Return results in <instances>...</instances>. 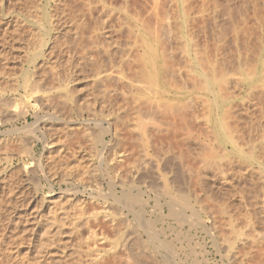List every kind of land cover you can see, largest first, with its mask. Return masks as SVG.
Returning <instances> with one entry per match:
<instances>
[{
	"label": "rangeland",
	"instance_id": "374dc122",
	"mask_svg": "<svg viewBox=\"0 0 264 264\" xmlns=\"http://www.w3.org/2000/svg\"><path fill=\"white\" fill-rule=\"evenodd\" d=\"M69 1L67 2V6L69 9V12L70 10L73 11V12L71 11L70 13L71 16L73 14H74L73 16H78L80 14H86V12H83V9L85 8L84 6H86L84 11L88 10L87 0L77 1V2L83 1L85 2L86 5L83 4L82 2H79L78 4L76 0H72L73 2L72 1L69 2ZM153 1L152 0H129L128 1L130 2L128 3V5L130 4L129 8L131 9V11H133V13L131 12L129 14L130 17H133L136 13H139V15L141 16L144 15L143 16L144 18L142 20L144 19L145 21L148 20L147 22H150L149 23L150 27L155 29L159 33L158 36L159 38L161 37L160 41L162 40L164 42V45L162 44V42L161 44H162V47H164L162 48V51H165V52H164L161 64L159 63L158 67L160 71V81L161 83L166 85V89L168 87L165 93L166 94L165 97L169 98L167 99L169 100V103L166 102V104L164 105L162 104L163 102H158L157 100H155V102L152 101L150 106L155 108L154 110L155 115H152V114L148 115L146 113H142L140 108H137V105L138 107L139 106L141 107L143 105V104H140L141 101L143 100L139 99L138 97L137 98L139 100L137 98H135L136 99L135 100L134 97L137 96L136 93L132 95V97L134 96L133 98H130L129 95H124L125 92L128 93L126 86L124 85L117 86V89L119 90L121 89L120 90L121 93L125 91L124 94L120 93L118 96V93L120 91L115 90V93H114L115 88H113V91H112V88L109 86L108 82H106L107 84L106 83H102V85L100 84L101 86L99 85V87L98 85H96L97 86L96 87L94 84L93 76L95 74V68H96L95 61L99 57V55H100V58L98 60L102 59V62L99 61L100 65L104 64L105 62L107 63L110 58H107L106 56H109L111 54H113L114 56V57L112 56L113 58L116 57L115 60L118 62L119 57L121 55V54L119 55L120 51L125 50V48L127 49L131 47L130 44H133V40H131L132 42H130L127 34L131 35L132 38H134V40L136 39L135 35L127 33L128 27L125 26V25L129 26L130 24H133L132 21L127 18L125 20L124 18L125 16H123L124 14L122 13L123 11L120 10V7L122 6L123 3L125 4L126 0H107L106 3L109 2L108 3L109 5L111 3L112 4L111 6H114L116 4L117 7L118 5L120 7L117 8L115 7L116 6L115 5L112 9H110L111 12L104 19L100 18L99 11L96 14L93 13L92 16H94L95 18L89 15H86V17L88 16L87 17L88 21L86 20V18L84 19L85 21L84 27L86 30V32L85 31L84 32L88 35L86 36L84 32L83 34L87 37V41L92 36L95 38V39L92 38L90 40L91 42L88 41L90 42V44L87 41L85 42L91 45L94 43L99 44L101 40L100 43L101 44L103 43L104 45L102 46L99 44L101 47L98 44L96 45L98 48L100 47L101 52L98 48H96V46L92 45L94 47L91 48L88 46V44L86 45V47L88 46L90 50L88 51L89 49L88 47H87L88 49L83 50L82 47L83 46L85 47L86 43H84V41H81L84 44L83 46L82 45L80 46V43H81L80 40H86L84 35L79 34L78 36H76L77 34H75L76 32V29L74 27L75 25L74 26L72 25L73 26L72 27L71 23L65 24L63 22H62V26L59 28V29L61 28L62 29L57 30L59 33L57 34V31H52L50 35L51 36L53 34L54 35L52 37L48 36L46 46H42L43 48L41 49L42 41L45 37V31L43 29L44 10L47 8V11L49 12L50 9H52L53 7L51 8L47 5V0H0V91H1L0 92V98H1L0 104L5 102L2 105H0V110H4L2 111V113L8 114V115L4 114V117H3V115L0 112V115H1L0 116V123H1L0 132H2V130H3L2 133L6 132L5 134L0 133V142H2L0 143V171H1L0 172V182L1 180H3L0 186L3 191L1 192V188H0V258H1L0 264H38L35 259L37 258V252L40 251V249L35 248V246H33L34 242L29 240L30 238L29 235L31 236L32 231L30 232V228L28 227L25 221L27 219L30 220L31 218H34V216L38 212L39 214L43 215L45 219L46 218L48 219L50 218L52 214L50 212L51 209L49 208L56 206L59 209L61 208L62 210V207H63L62 204H66V205H64V208H63L65 210L60 212V216H63L62 214L66 210H67L66 214L70 216L68 215L66 216L65 214L64 219H63L64 216L63 217L58 216L59 221L61 222L63 220L64 221V223L62 221L63 225L64 224L68 226L70 225L71 227L70 226L69 227L72 228L74 231H72V229L64 225V227H66V229H64L65 235L63 237L57 236L59 238L58 239L56 238L55 240L56 243L55 245L52 246L53 248L52 247L48 248V251L50 250L51 252H53L54 256L44 257V259L50 258V260L52 261H47V262L42 261L41 264H88L91 262L93 263L94 261L92 260L93 259L96 260V257H97L96 261H100V258L102 260L105 259L102 261V262L106 261L104 264H108V263L110 264V262H113L111 264H115V262L120 264V262L123 261L122 259H124L125 262L128 261L127 262L128 264L130 263L132 264L133 262L132 261L130 262L132 258L134 262H137V264L139 263L140 264H155V263L157 264V262L158 264H168V263L170 264L169 262L170 260H171V264L173 263L174 264H264V251H263V248H264V0H191V2H187V0H185L184 2L179 1V0H159V3L161 2L159 4L160 6L159 8H161L159 9V13L162 12L160 16H162L164 13L166 14V16L165 14L163 15L162 17L163 19H161L160 17V20H161L160 22L163 21L162 23L156 22L155 19L153 20L150 19V18L155 17V15H152L153 4H151V2L153 3ZM75 3L78 5H75ZM149 4H151V7L149 6ZM109 5H107V7ZM76 8L78 11L76 10ZM80 8H83L81 9L82 12L80 11ZM50 12L51 14H53L54 10L52 9V11ZM118 12H120L119 16L115 14V13L118 14ZM75 13H77V15ZM96 15L97 16L99 15V16L97 17ZM120 15H122L123 19L120 17ZM11 17L12 18L14 17V18L12 19ZM89 17H92L94 19L92 18L88 19ZM108 17L111 19L110 20L106 19ZM137 17H140V16H137ZM16 19L18 22L16 21ZM66 21H68V19ZM97 21H100L99 23L101 22L102 23L99 24ZM10 22L11 24L8 26V24L6 23H10ZM167 22L169 23V25ZM19 23L22 25V27L20 26V28L17 27L19 26ZM97 23L99 24V26ZM14 24L15 25L17 24L16 27ZM102 24L104 26H102ZM160 24L161 25L163 24L162 27L160 26ZM12 25L15 28H13ZM123 25L126 29L123 28ZM94 26L96 27L94 28ZM100 26H101V29H100ZM102 28L103 29L105 28L104 31L102 30ZM14 29H16L18 33L14 32ZM93 29H95V31ZM19 30L21 33H19ZM97 30L99 31V34L101 35L98 34ZM102 31L106 33L104 34L102 33ZM88 32L90 33V37H88L89 36ZM92 32H96V33H92ZM94 34L98 36L95 37ZM75 36H76V39H78V41L76 40L74 43L73 41L75 40L74 38ZM81 36L84 37L85 39L84 38L80 39L82 38ZM100 36L102 37L105 36L104 37L105 40L101 39L102 37ZM97 37L99 39H96ZM109 37L111 38V42L109 41L110 40ZM106 38L109 40L106 41ZM132 38L130 37V39ZM96 40H99V41L95 42ZM117 41L119 42L117 43ZM76 42L79 44L78 46L81 47L79 49H81L82 52L81 50H78V49L75 50L76 47L78 48V46H76L77 45ZM126 42H130V44L129 43L126 44ZM108 46L111 47L110 52H109L111 54L107 52V50H109ZM93 48L95 50L98 49L99 51L98 50L95 51ZM102 48L105 51L104 50L102 51ZM91 49H93L92 50L93 52L91 51ZM136 49H138V47H136ZM70 50L71 52L73 51L72 52L73 54L70 52ZM135 50H133V52L131 51V53H133L132 56L134 55L133 58H136L138 60L139 58H141L140 53L143 54V50H141V48L138 49L139 52ZM77 51L78 53H76ZM85 52L87 54H85ZM38 53L40 54V56ZM45 53L46 55H44ZM80 53L82 54L81 57L79 56L81 55ZM83 53H84V56H83ZM72 55L74 57H72ZM93 55H95L94 59L90 57V56L94 57ZM72 59H75L76 61L80 63ZM163 60L164 62H166L165 65H163ZM79 64H81L82 67ZM107 65H108L107 68L109 69V62L107 63ZM107 65H103V66L106 67ZM162 65L164 67L166 65L168 66H166L167 68H164ZM135 66H138L139 68L140 64L138 65V61H137V64H135ZM161 67H163L165 70L168 69L169 72L167 70H166L167 72H164V69ZM169 68H171V72ZM161 72L164 74H162ZM214 76L218 78V81L217 79L214 78L215 81L220 84L223 83V81H221L222 79L224 80V82L226 79L225 91H224V94L222 95V98H224L226 103L224 104L222 103V106L216 105L213 96L207 95L206 93L207 80L212 79ZM28 77H30L32 81L33 80L37 81V83L38 81L41 82V80L43 79L42 80L43 83L41 82V85L39 83L40 86H38V84L34 82L36 83V85L32 86L33 90L31 91L32 94H34V96L30 92L31 87L28 88L23 85L25 80ZM162 77L164 78L163 80H162ZM36 78L37 80H35ZM41 86H44V88H46V93H44L45 89L42 87L44 89V90L42 89L43 91L41 90L43 95L40 92L41 88L40 89L38 88ZM122 86H124L125 88L123 89V91H122ZM101 87L103 89L106 87V89H104L105 91ZM109 87L111 88L110 89L111 93H114V94L109 93L110 91L108 89ZM96 88H99L100 91L97 90ZM64 90L66 92H64ZM68 90L70 92H68ZM106 90H108L107 91L108 93L105 95ZM36 92H38L37 95H35ZM67 92L69 94H67ZM29 94H30V97H29ZM109 94H110V97H109ZM115 94L118 97L115 96ZM38 95L40 98L37 97L38 99H36L35 96H38ZM42 96H43V99L47 97L45 99L46 101L47 100L52 101L53 99L54 101H52L51 103H48L50 101H47L46 103L45 100L41 99ZM106 96L107 98H105ZM125 96L126 98L123 99V97ZM22 97H24L25 99L24 100L25 103L23 104L25 108L23 107V105H20V106L24 110L22 108H19L20 107L19 105H18L19 107L17 106V104H20ZM31 97L32 99H30ZM127 97L129 98L127 99ZM95 98L97 101L95 100ZM133 99L137 102V105H133L136 102L129 104L130 100H133ZM2 100L3 102H1ZM59 100H61V102L63 103L59 102ZM66 100H68V104H66L67 103ZM173 100H175L177 103L174 101L175 104H173L174 103ZM43 101L45 102L44 104H43ZM107 101L109 102V104ZM111 101L112 103H115V104L110 103ZM126 101H129V102L126 103ZM104 102H106L107 104H104ZM180 102H182L183 104L181 103L179 105L178 103ZM64 103L66 106L65 105L60 106L61 104L63 105ZM153 103H155L156 105ZM157 103H161V104H157ZM5 104L6 105L9 104L11 106L13 105L14 110L18 108L17 111L23 110V112H26V113L24 114L22 111H20L18 112V115L15 116L13 113L14 110H12V107L11 106L9 107L8 105L4 107ZM170 104H173L174 106H171ZM25 105L26 106L28 105V106L26 107ZM157 105H159L160 108ZM167 105L168 106L170 105V108H171L170 110L166 108ZM181 105H182V111H179ZM183 105H186V107L185 106L183 107ZM161 106H163V108ZM175 106H178L179 110L177 107V111H176ZM64 107H67V108L65 109ZM128 107H130L131 109ZM172 107L174 108L172 109ZM187 107H189V110ZM119 108L120 109L122 108L123 110L122 109L120 110ZM183 108H185V111L186 110L188 111L185 112ZM25 109L27 111H25ZM111 109H112V113H111ZM127 109H130V111H132V112L129 111V113L132 115H128ZM135 109L137 110L135 111ZM167 110H169V113L171 111L172 112L171 114L173 116L178 115L179 120L176 118L177 116L175 117L177 121L174 120L175 118L173 116H170L171 114H169ZM45 111L47 112V114ZM21 112L23 115L21 114ZM34 112H37L36 114L37 119H34V116H35L33 115ZM92 112H95V113H92ZM113 112L115 114H113ZM135 112L137 113L140 112L137 115L139 116L138 119L135 116L137 113L134 114ZM163 112L168 113V115L164 114ZM178 112H181L180 115ZM183 112L188 113V117L190 116L189 119H187L189 121H186L187 123L185 122L184 119L180 118L182 117L181 114H183ZM54 114H56L57 116ZM125 114L128 115V117H125L126 116ZM43 115L47 118V120ZM52 115L56 116L54 117L55 119L59 117L58 120L52 119L51 121L50 118ZM166 115L169 116L170 118H168ZM152 116L155 118H152ZM159 116H162V117H159ZM6 117L7 118L11 117V118L7 119ZM218 117H221V119L222 117H225L223 118L225 119V121L222 120V122L223 124L224 122L226 123L225 125L227 126H225V128L229 126L230 129L226 128L225 130L227 132L226 133L227 135L231 134V136L233 137L232 139L233 142H231L230 140H226V141L223 140L224 132L220 130L221 127L218 126L215 122V119H217ZM122 118L123 119L125 118V119L123 120ZM12 119L15 121H12ZM88 119L91 120V123L92 121H94V123L91 124L89 122L90 120ZM135 119H137L138 124H134V123H137ZM71 120L72 122H75L72 125L70 124ZM27 121L29 122L36 121L38 124L36 123V126H34V129L32 131L21 130L23 131L22 133L20 132V130H17V127L22 128L24 125H26L25 123H27ZM77 121L79 123H77ZM95 121L97 122L99 121V122L97 123ZM46 122L49 124H47ZM87 122H89L90 125L87 124ZM132 122L133 124H129ZM43 123L46 125H42ZM99 123L103 124V128H105V130L107 129L106 132H108V134L105 132L107 135L103 133L104 129H102V125H100ZM76 124L81 125V127L83 128H80L79 125L76 126ZM65 125H67V127ZM109 125L111 127H109ZM140 125H143V126L145 125L144 128L146 129H144L143 126L141 127ZM60 127L62 129L66 127V129L62 130ZM74 127L76 128V130L74 131H76L77 133L76 132L74 133V131H72L73 129H75ZM78 127L81 130L80 132L78 131L79 130ZM99 127L101 128L102 134H104V136L100 133L101 130ZM107 127L110 128L109 130H111L110 131L111 134ZM113 127L115 128L113 129ZM140 127L141 129H143V131L146 130V135L143 134V132H141L142 130L140 129ZM13 128L14 129L16 128V129L14 130ZM137 128H139L140 130H138ZM8 129H10V132L8 131ZM46 129H49L50 132ZM39 130L47 134L46 136L48 137H46L45 135L42 136L43 133ZM82 130L83 132L86 131L90 133L89 134L87 133L85 135V133L83 134ZM113 130L114 131L117 130L115 131L117 133L114 134L115 132ZM218 132L222 135V137H219V138L217 137ZM34 134L36 136H34ZM117 134L119 135L118 137H117ZM80 135L81 136L85 135L84 137H82V140L81 138H78V136L81 137ZM96 135L102 136L103 137L102 140L104 139L103 141L105 142H103L99 137L98 139ZM18 136H19V139L21 138L20 140L18 139ZM10 137L12 138V142L10 141L11 139ZM16 137L18 140H16ZM7 138H10V139H7ZM36 138L39 140H37ZM94 138L96 140L98 139L97 142H95L96 140ZM26 139L27 140L29 139V141L31 139V141H34V143L31 142L32 144L31 143L27 144L28 141ZM14 140H16V142ZM21 140H25V142L24 141L22 142ZM49 140L51 142H49ZM99 140L102 141V144H100ZM3 141L5 142L3 143ZM109 141L111 144H109ZM6 142L8 144L9 143H12V144H10L7 147L8 144L6 146L4 145ZM52 142H53V145L51 146ZM42 143L44 144V146ZM95 143H98V144H95ZM107 143H108V146L106 145ZM31 145H32V149H31ZM49 145L51 149L49 148ZM62 145H63V148L62 147L61 148L64 150L68 149V151L66 150V152H63L64 150L60 148V146ZM4 147H7V148H4ZM29 148L31 149V151L29 150ZM42 148L45 149L44 152L42 151L43 150ZM50 151H52L54 154ZM49 152L52 153L51 156H53L54 158L49 156L50 154ZM99 152H100V155L98 156ZM13 153H14L15 158L12 157ZM84 153L87 155H85ZM120 154H122L121 155L122 157L119 156ZM8 155L10 156V158L12 157L11 160L9 157H6ZM96 155L98 156V158L95 157ZM77 157H78V160L80 157L81 158L85 157L86 161L84 160V158H83V161L79 160L78 162L81 163L80 165L76 163ZM89 157H92V159L91 158L90 160L87 159ZM99 157H102L103 159L102 158L99 159ZM123 157L126 159H124ZM101 159L104 161H102ZM107 159H109V161ZM120 159L122 161L125 160V162H123L124 164L121 163L122 161ZM36 160L39 162L37 163ZM100 161H102L103 163ZM112 161H117V162H115L114 164V162ZM82 162L83 163L85 162L86 166L90 164L89 166H87L89 169L83 167ZM118 162H120V165ZM34 164L35 165L37 164V166L35 167ZM67 165L70 167H68ZM133 165L138 167V169L134 167ZM19 166H22V167H19ZM38 166L40 170H38ZM24 168L25 170H23ZM27 168H30L29 169L30 171H28ZM36 169L38 171H36ZM129 169H131L132 171L134 170L133 172L131 171L132 174ZM121 172L124 174L126 173V174L124 175ZM31 173H33V175ZM86 173H88L89 175L91 173L93 174L89 176L88 174L86 175ZM129 173L131 176L129 175ZM46 174L48 176H46ZM81 174L83 175L81 176ZM107 174L109 177L107 176ZM121 174L124 176L122 177ZM1 175L4 177H2ZM27 175H28V178L26 177ZM110 176H112V178L114 177L116 178L114 181L115 190L113 189V186L111 187L112 182L110 183ZM30 178H32V180ZM112 178H111V181L114 180ZM144 178H146V180ZM163 178L167 182L164 181ZM171 178L172 180L174 178V181H172ZM20 179H21L22 184L20 182ZM28 179H30L31 181L29 180V182H26L28 181ZM22 180H24V182ZM45 180L48 181V183ZM78 180H81V181L79 182ZM107 181L109 183V187H108ZM122 181H124L123 184H121ZM171 182L173 183L174 186L172 185ZM71 183H73L74 185ZM166 183L174 194L177 195L179 193L181 196L185 197L186 199L189 198V202L191 201L190 205L191 206L193 205L194 207L192 211L190 210L187 211V216L189 215L191 216L193 212H198L197 213L198 216H196L197 218L196 222L200 219L201 221H198L199 223L197 222V224L202 223V220L204 219L203 221L204 222L206 221L204 223V226L208 229H206L205 227H201V225L200 227L199 226L197 227V225L195 226L191 225L190 223H187V221L184 222L185 224L182 223L183 220L177 221V218L180 216L179 213L176 214V212H170V208L168 207L169 206L168 201L171 200V197H168L169 194L167 195V192L165 191ZM13 184L16 186V189H14L15 186L14 187L12 186ZM48 184L51 186H49ZM117 184L121 185L122 187L118 186ZM38 185L41 187H38ZM48 186L51 189H49ZM74 186H78L76 187V189L78 188L79 191H82L84 187L86 191L83 190L84 193L83 192L80 193L79 191L75 189ZM132 186H133V189L128 188ZM9 187L11 188V190L9 189ZM101 187H102V194L103 193L106 194V192L111 188L110 190L112 193L111 192L107 193V198H106L107 201L105 200L106 195H104L105 197L104 196L100 197L102 199L99 198V194H100L99 191H101ZM12 188L14 189V192L17 190L16 195L20 196L19 198L21 201L18 199V196L15 197L11 195V193H14L12 191ZM121 188L124 190L123 192L127 191L128 193L131 191L132 193H129L130 196H132V194L134 193L135 194L139 193L138 195L140 196L142 195L141 197L147 202V206L145 207L144 211H140L142 208L141 206L142 204L139 205L140 203L138 204L136 202L133 204L134 208L133 207L131 208L138 210L140 212L134 213V212H131L130 210L129 212L126 208L127 207L126 202L123 203L124 200L126 201L129 198L128 196L127 197L125 196L126 194L124 195L125 197L123 196L120 197L122 194H124V193L122 194L120 193V191L122 190ZM7 189L10 190L11 192L9 191L10 193H8ZM21 189L24 192H22ZM67 189H70L71 191L76 190L79 193L77 194V192H73V191H72L73 193H71L70 190H67ZM174 189L177 190V193L176 191L174 192ZM180 189H183V190H180ZM113 190L116 191L114 194H113L114 192ZM67 191H69L70 193L69 192L67 193ZM21 192L23 193L21 195L26 196V194L28 193V195L30 194L31 197L27 195L28 198L25 197V199H23L24 197L19 194ZM48 192L52 194L53 199H56V200H58V197L60 194V196H62L61 200L59 199L61 202H58L59 201L58 200L57 201L58 204H56V202H54L55 200L53 199L50 200L51 198H47L46 201H42V196L43 195L47 196ZM74 193H76L77 196L78 195L79 196L77 197ZM102 194H100V196ZM108 194H111L110 196L111 198L108 196ZM165 194L167 196H165ZM32 195L34 196L32 197ZM159 195L160 196L162 195L161 196L162 198ZM71 196H73L72 200L68 199V198H71ZM36 197H38L41 200H39ZM117 197L120 198L119 201L121 200V198H123L124 200H121L119 205L116 206V202L115 203H112V202L115 199L117 200ZM158 197L159 199H157ZM28 199L29 201H27ZM64 199L66 201L70 200L72 203H70V201L68 203ZM90 199L93 201L97 200L98 203L97 202L95 203L91 201ZM102 200H104L103 203H105L106 201V204L108 202L112 203L111 206H109L108 204L110 203H108L107 205H105L106 206L105 207L104 204L102 203ZM37 201L38 202L42 201L43 204H39L40 202L38 203ZM49 201L52 202L51 205L48 204ZM77 201L80 203L77 204L76 203ZM27 202L30 204H28ZM53 202L55 203V205ZM63 202H66V203H63ZM84 202H88L86 203L87 205ZM83 203L86 206L82 205L83 207L81 208L80 204H83ZM121 203L125 205L124 208H123V204L122 206L120 205ZM155 203H159V206ZM38 205L40 207L42 205L43 209H40ZM107 206L110 209L119 208V210L116 211L115 209L116 212H113L115 213L114 215L112 212L111 213L107 212L109 211V209H107ZM152 206L156 208L153 209ZM36 207L37 208L39 207V209L36 210L35 209ZM101 207L104 208V210L107 209V211H104ZM58 208H53V210L55 209L58 210ZM151 208L153 209V212ZM59 211L60 210H58V213ZM81 211H85V212H81ZM117 212L120 213L117 215L119 216L120 222L115 221V219L119 220L118 217L116 216ZM206 212L209 216L206 214ZM82 213L86 215L81 216ZM90 213L92 214L90 215ZM103 213L106 215L105 217ZM209 213L210 214L212 213L211 216H214V217L217 216L216 221L215 219H213V221H215L216 226L213 224L214 222L211 220L213 217H210ZM175 214L178 216L176 217ZM113 215L115 217L114 219L113 217L111 218V216ZM132 215L135 218L136 216L138 218V215H139L140 219L138 218L135 220V218H132ZM142 215H144V217ZM205 215H207L209 218ZM98 216H99V219H98ZM69 217L71 218L68 219ZM87 217H90V218L93 217L92 218L93 221ZM121 217L123 219L125 218L124 220L125 221L127 220V221L125 222L124 220H122L123 221L122 222ZM66 218L70 224L65 221ZM77 218L81 219L82 221L79 222L80 220ZM109 218L111 219L109 220ZM83 219H84V222H83ZM112 219L113 221H111ZM146 219L148 220V222L150 221V224L152 226L153 225L154 227L156 226L155 227L156 230L155 228L152 229L150 227L149 231L150 233L152 231L151 234L148 232V228L143 227L142 225V223ZM178 219H181V218L179 217ZM87 220H88V223L86 222ZM97 220L99 222V225L97 224L98 223ZM105 220L109 221L110 226H108V222ZM138 220L139 222L141 221V225H138L139 224ZM147 220L145 221V226L149 224ZM73 221L75 223L77 221L78 226ZM60 222L58 224L59 226H62V223ZM72 222L74 223L73 225H71ZM82 222L84 223L83 225L86 224L84 226L85 229L84 227H80V224H82ZM100 222H102L101 223L102 225L100 224ZM111 222H115L114 225ZM89 223L92 225L90 226ZM95 223L98 225V228H97V225L95 226ZM125 223H128V225L125 226ZM131 223L133 225H131ZM88 224L90 227L88 226ZM111 224L113 226H111ZM74 225H76L77 227H80L79 231L75 230L78 228H76V226ZM189 225L192 226L191 229ZM92 226L93 228H91ZM131 226L134 228V230L136 228L134 232ZM149 226L150 225H148V227ZM214 226L216 227V230ZM25 228H28L29 231ZM67 228H69L70 230L69 229L67 230ZM86 228L87 230L90 228L91 230L94 229L95 233L93 231L92 232L95 235L97 233L98 236L96 235L97 237H95V235L94 234L92 235L91 232L87 233L89 230L86 231ZM144 228H146L145 229L146 232H144ZM201 228L204 229V230L202 229L203 232L201 231ZM80 229H81V232H80ZM142 229H143V232H142ZM187 229H190V230L188 231ZM205 230L207 231V233L209 232V234H206ZM75 231L80 232L81 235L80 233L79 234L75 233ZM137 231L141 233H138ZM235 231L240 234L236 233ZM136 232L138 235L136 234ZM162 232L163 234H161ZM44 233H45L44 231L43 232L38 231L37 235L38 237H40L41 235L43 236ZM130 233L132 235L133 233L137 235V236L133 235L134 238L137 237L134 241L132 239H129V238H133ZM185 234L187 236H185ZM79 235L82 238L84 237L83 239L85 240H82V238H79ZM90 235L93 236V238ZM129 235L131 236L128 237ZM193 235L197 237H193ZM209 235H211V237ZM237 235H239V238ZM88 236H90L91 238H88ZM151 236L153 237L152 239H151ZM182 236L184 237V240ZM38 237L36 241L42 238V237L41 238H38ZM94 237L96 238L97 241L96 240L93 241V239H95ZM121 237H124L126 240L123 238L121 239ZM155 237L159 240V242L157 241ZM165 237L167 238L166 240H164ZM190 237H191V241H190ZM242 237L244 238L242 241L247 242L248 239L249 241H251V242L248 241L249 243L247 242L248 246L246 245V242H244L245 243L244 244L240 240L242 239ZM245 237H246V240H245ZM60 238L64 244H62V242L61 243L59 242ZM154 238H155V241L157 242L153 241ZM185 238H187V241ZM138 239L140 241H138ZM64 240L66 242L68 241V243H66ZM122 240L124 241V243ZM130 240L132 242H135L137 240L136 242H138L139 245L140 243L143 242L140 245V247H142V249L145 248V250L143 251H145L146 255L141 249H140L141 251H139L140 247L138 245L136 246H138L139 248L136 246H135L136 248L134 247V245L138 243H132ZM146 240L149 241L148 245L150 247L147 245L148 242ZM216 240L218 241V243ZM237 240H240V241L237 242ZM254 240L255 241L257 240V241L255 242ZM82 241H84V243ZM164 241L167 242V245H164L165 244ZM119 242H120V245L118 244ZM129 242L131 243L129 244ZM161 242H163V244ZM198 242L201 243V245H199ZM86 243H88L89 246ZM122 243L123 245L121 246ZM159 243H161L162 248L163 246H165V248L162 249L159 246L160 245ZM132 244H133V248H132ZM143 244L145 245V247H143ZM125 245L127 247L131 246L130 249L132 250L136 249L137 252L136 250H134L133 252L132 250L128 252V250L130 249L127 247L126 249L124 247ZM146 245L149 247V250L146 247ZM151 245L153 247L157 246V248L159 249L157 250V248L155 247L152 248ZM173 245L175 247H173ZM249 245L252 249H256V250L253 251L251 248H248ZM167 246L168 248L166 249ZM202 246H205V248L204 249L201 248ZM30 247H33L34 249L33 251H35L32 254L28 253V249ZM64 247H67L65 248L66 251L65 249L64 250L62 249ZM171 247H173L172 250L174 252H172L171 249H170L171 251L168 250ZM89 248L90 250L91 249L95 251L97 249L99 250L93 253V250L90 251ZM237 248H239L240 251ZM124 249H126L125 251H127L129 255L132 254L131 256H134V257H135V252L136 253L141 252L140 254L142 255L140 254L139 255L140 256L145 255L141 257L145 261L142 260L143 262L141 261L142 262L141 263L140 262L141 258L139 257V255L138 256L136 255L135 258L131 257L129 260V256L127 257L128 254L127 253L124 254L125 252ZM150 249H152L151 250L152 253L150 252ZM154 249L158 253L156 251L155 253L153 251ZM234 249H235V252L233 251ZM247 249L251 252L249 253ZM88 250L90 252H88ZM236 250H238L240 253ZM64 251L67 253H65ZM118 251L123 254L122 256L123 258L121 257V254H120V257H118L119 259L116 258L117 260H120V258H122L120 262L117 261L115 258H114V261H115L114 262L112 261L113 258L111 255L115 257L114 254H116ZM147 251H149L150 254ZM205 251H207V254H204L206 253ZM55 252L57 255L55 254ZM61 252H63V255L64 254L66 255L63 256ZM175 252L176 254L179 253V256L176 257ZM233 253L235 255L237 254L238 257L237 258L231 257V256H234ZM98 254L102 256H99L98 258L97 256ZM151 254L153 256L155 255L154 256L155 258ZM174 255L176 258L174 257ZM164 256L168 258L165 260ZM90 257H92V260H90L91 259ZM138 258H140V260ZM154 259H157L158 261L156 260L154 261ZM232 259L236 261L234 262ZM152 260L154 263L152 262ZM107 261L109 262L107 263ZM102 262L100 261V264H102ZM125 262L123 261V264ZM97 264H99V262H97Z\"/></svg>",
	"mask_w": 264,
	"mask_h": 264
},
{
	"label": "bare ground",
	"instance_id": "6f19581e",
	"mask_svg": "<svg viewBox=\"0 0 264 264\" xmlns=\"http://www.w3.org/2000/svg\"><path fill=\"white\" fill-rule=\"evenodd\" d=\"M68 1H69V0H47V5H48L49 7H51V8L53 7L52 9L54 10V13L51 14L50 11H52V9H50V11H49L50 13L47 11V8L44 10V24H43V29H44V31H45V37H44V39H43V41H42L41 49L43 48L42 46H46V44H47L46 42H47V38H48V36H51L50 34L52 33V31H57V30L62 26V22L65 23V24L71 23V26H72V25H73V26L75 25L74 27H75V29H76V32H75V34H77L76 36H78L79 34L84 35V34H86V33H85L86 30H85V27H84V26H85V21H84V19L86 18V20H87V17H88V16L86 17V15L92 16L93 13L96 14V13L99 11L100 18H101V19H104V18L107 17L108 14L111 12L110 9H112V8L116 5V4H115L114 6H111V5H112L111 3H110V5H109V4H108L109 2L106 3L107 0H87L88 3H87V2H86V3L88 4V5H87L88 10H87V11H84V9L86 8V6H84V7H85L84 9H83V8H80V11H81V9H83V12H86V14H80V15H78V16H73V15H74V14H73V15H72L73 17H72L71 14H70L72 10H70V12H69V9H68V6H67V2H68ZM71 1H72V0H71ZM71 1H69V2H71ZM77 1H78V0H76V2H77ZM83 1H84V0H83ZM83 1H79V2H82L83 4H85V2H83ZM128 1H129V0H126L125 4L123 3L124 6H123V4L121 3V4H122L121 7H120L119 5H118V7H117V5H116L115 7H117V8L120 7V10L123 11V12H122V13L124 14L123 16H125V17H124L125 20H126V18H127V19H130V20L132 21L133 24H130L129 26H128V25H125V26L128 27L127 29H128L129 32L127 31V33H130V34L135 35V38H136V39L134 40V38H132L131 35H128V34L124 31V32L127 34V36L129 37L130 42H132L131 40H133V44H130V42H126V44L129 43V44L131 45L132 48L128 46L129 48H127V49L125 48V50L120 51L119 55H120V54H121V55H120V57H119L118 62L115 60L116 57L113 58V57H114L113 54L109 53L111 47L108 46V47H109V50H107V52H108L109 54H111V55L108 54L109 56H106L107 58H110L109 61H108V59H107V61L109 62V69L107 68V67H108L107 63H108V62H107V63L105 62L106 64L104 63V64L100 65V64H99V61L102 62V59L98 60V59L100 58V55H99V57L97 56L98 58L96 57V58H97L96 61H95V66H96V68H95V74H94V76H93V77H94V84H95V86L98 85V87H99L100 84L102 85V83H106V82H108V83H109V86L112 88V91H113V88H115V89H114V93H115V90H118V91L121 90V89H120V90L117 89V86H119V85H124V86H126V87H127V90H128V93H126V92L124 91V92H125V94H124V92L121 93V91H120V92L118 93V96H119V94L121 93V94H124V95H129L130 98H133L134 96L132 97V95H134V94L136 93L137 96H135L134 99L138 97L139 99L143 100V101H141V103H140V104H143V105H142L141 107H140V106L138 107L137 102L135 101L136 99H135V100L133 99L134 101H133V100H130V102H129V101H126V103L129 102V104H130V103L136 102V103H134L133 105H137V108H140V110L142 111V113H146V114H148V115H149V114H150V115H151V114H152V115H155V112H154L155 108L152 107V106H150V104L152 103V101L155 102V100H157L158 102H163L162 104H164V105L166 104V102L169 103V100H167V99H169V98L165 97V95H166L165 93H166V90L168 89V87H167V89H166V85L163 84V83H161V81H160V71H159V67H158V66H159V63L161 64V61H162V59H163V55H164V52H165V51H162V48H164V47H162V44L164 45V42H163L162 40L160 41V38H161V37L159 38V36H158L159 33H158L155 29H153V28L150 27V25H149L150 22H147V21H148V20H147L148 18L146 19L147 21H145V19L142 20V19L144 18V17H143L144 15L141 16V15H139V13H136L135 15L133 14V15H134L133 17H130L129 14H130L131 12L133 13V11H131V9L129 8V5H130V4L128 5V3L132 2V1H130V2H128ZM152 1H153V0H152ZM179 1L184 2L185 0H179ZM1 2H2V1H1ZM72 2H73V1H72ZM79 2H77V3L79 4ZM187 2H191V0H187ZM135 3H136V2H135ZM160 3H161V2H160ZM160 3H159V0H154L153 3L151 2V4H153V6H152V15H155V17L150 18V19H152V20L155 19L156 22L162 23L163 21L160 22V21H161V20H160V17H161V19H163L162 17H163V15H164L165 13H164L162 16H160L161 13H162L161 10H160L161 13H159V9H161V8H159V7H160V6H159ZM52 4H53V5H52ZM70 4H71V3H70ZM72 4H73V3H72ZM78 4L75 3V5H78ZM106 4L109 5V6H108L109 8L107 7ZM121 4H120V5H121ZM151 4H149L150 7H151ZM81 5H82V4H81ZM85 5H86V4H85ZM135 5H137V4H135ZM79 6H80V5H79ZM71 7H72V5H71ZM74 7H75V6H74ZM80 7H81V6H80ZM82 7H83V6H82ZM131 7H132V6H131ZM117 8H116V9H117ZM129 9H130V11H129ZM76 10H77V8H76ZM147 10H148V9H147ZM77 11H78V10H77ZM72 12H73V11H72ZM81 12H82V11H81ZM87 12H88V13H87ZM116 12H117V11H116ZM119 13H120V12H118V14H117V13H115V14L119 16ZM122 13H121V14H122ZM75 14L77 15V13H75ZM95 14H94V15H95ZM6 15H7V14H6ZM6 15H5V16H6ZM131 15H132V14H131ZM50 16H51V17H50ZM96 16H97V15H96ZM98 16H99V15H98ZM98 16H97V17H98ZM137 16H140V17H137ZM165 16H166V14H165ZM165 16H164V17H165ZM8 17H10V16H8ZM92 17H94V16H92ZM92 17H89L88 19H90V18H92ZM120 17L122 18V15H120ZM141 17H142V18H141ZM11 18H12V17H11ZM11 18H10V19H11ZM13 18H14V17H13ZM13 18H12V19H13ZM94 18H95V17H94ZM94 18H92V19H94ZM140 18H141L142 21L140 20ZM165 18H166V17H165ZM167 18H168V17H167ZM6 19H7V18H6ZM10 19H9V20H10ZM12 19H11V20H12ZM50 19H51V20H50ZM65 19H66V20L68 19V21H66ZM106 19H109V20H110L111 18L108 17V18H106ZM122 19H123V18H122ZM14 20H15V19H14ZM164 20H165V19H164ZM7 21H8V20H7ZM16 21H17V19H16ZM64 21H65V22H64ZM69 21H70V22H69ZM87 21H88V20H87ZM100 21H101V20H100ZM100 21H97V22L99 23ZM102 21H103V20H102ZM5 22H6V21H5ZM17 22H18V21H17ZM94 22H95V21H94ZM153 22H155V21H153ZM164 22H166V21H164ZM12 23H13V22H12ZM14 23H15V21H14ZM98 23H97V24H98ZM101 23H102V22H101ZM101 23H99V24H101ZM159 23H158V24H159ZM167 23H168V22H167ZM6 24H8V26H9V25L11 24V22H10V23H6ZM95 24H96V23H95ZM95 24H94V25H95ZM99 24H98V26H99ZM14 25H15V24H14ZM16 25H17V24H16ZM16 25H15V27H16ZM69 25H70V24H69ZM69 25H68V26H69ZM88 25H89V24H88ZM154 25H155V23H154ZM162 25H163V24H162ZM162 25L160 24L161 27H162ZM168 25H169V23H168ZM4 26H5V25H4ZM20 26L22 27V25L19 23V26H17V27L20 28ZM71 26H70V28H71ZM73 26H72V27H73ZM96 26H97V25H96ZM96 26H94V28H95ZM98 26H97V27H98ZM102 26H104V25L102 24ZM105 26H106V25H105ZM120 26H121V25H120ZM166 26H167V25H166ZM10 27H11V26H10ZM12 27L15 28L13 25H12ZM164 27H165V25H164ZM164 27H163V28H164ZM120 28H121V27H120ZM123 28H125L124 25H123ZM17 29H18V28H17ZM61 29H62V28H61ZM61 29H59V30H61ZM72 29H74V28H72ZM72 29H71V30H72ZM83 29H84V30H83ZM91 29H92V28H91ZM97 29H98V28H97ZM100 29H101V26H100ZM104 29H105V28H104ZM104 29L102 28L103 31H104ZM125 29H126V28H125ZM10 30H11V29H10ZM20 30H21V29H20ZM20 30H19V33H21ZM69 30H70V29H69ZM93 30L95 31V29H93ZM98 30H99V29H98ZM98 30H97V32H98V34H99V31H98ZM73 31H74V30H73ZM84 31H85V32H84ZM100 31H101V30H100ZM103 31H102V33H104ZM14 32H17V30L14 29ZM83 32H84V34H83ZM117 32H118V31H117ZM164 32H165V31H164ZM17 33H18V32H17ZM58 33H59V32L57 31V34H58ZM88 33H89V32H88ZM92 33H96V32H92ZM100 33H101V32H100ZM105 33H106V32H105ZM105 33H104V34H105ZM73 34H74V33H73ZM75 34H74V35H75ZM107 34H108V33H107ZM53 35H54V34H53ZM53 35H52V36H53ZM74 35H73V36H74ZM87 35H88V34H86V36H87ZM94 35H95V34H94ZM99 35H101V34H99ZM102 35H103V34H102ZM52 36H51V37H52ZM55 36H56V35H55ZM57 36H58V35H57ZM71 36H72V34H71ZM76 36L74 37V38H75V40L73 41L74 43H75L76 40L78 41V39H76ZM86 36L84 35V37L86 38V40H80V39H83V38H84V37H82V36H81L82 38L78 37V38H80V39H79L80 42H81V41H84V43H86V44H85V47H86V45H87L88 43L90 44V42H91L90 40H91L92 38L95 39V38L92 36V34H91L92 37H90V33H89V36H88V37H90V39H89L88 41H90V42H88ZM96 36H98V35H95V37H96ZM108 36H109V35H108ZM100 37H102V36H100ZM104 37H105V36H103L101 39H104V40H105ZM130 37H131L132 39H130ZM56 38H57V37H56ZM56 38H55V39H56ZM70 38H72V37H70ZM85 38H84V39H85ZM107 38H108V37H107ZM107 38H106V41L109 40V39H107ZM109 38H110V37H109ZM52 39H53V38H52ZM96 39H99V38L97 37ZM48 40H50V39H48ZM85 41H87L88 43L85 42ZM92 41H93V40H92ZM98 41H99V40H96L95 42H98ZM109 41L111 42V38H110ZM109 41H108V42H109ZM66 42H67V41H66ZM93 42H94V41H93ZM100 42H101V40H100ZM100 42H99V44L103 46L104 44H103V43L101 44ZM110 42H109V43H110ZM118 42H119V41H117V43H118ZM161 42H162V44H161ZM76 43H77V42H76ZM81 43H82V42H81ZM81 43H80V46H81V45L83 46L84 43H82V44H81ZM89 44H88V46L92 48V47L96 46L98 43H96V44L94 43V44H91V45H89ZM99 44H98V45H99ZM112 44H113V43H112ZM78 45H79V44L77 43L76 46H78ZM92 45H94V46H92ZM100 45H99V46H100ZM115 45H116V43H115ZM80 46H78V48L76 47L75 50H76V49L81 50V49H79V48H81ZM88 46H87V47H88ZM47 47H48V46H47ZM85 47L83 46L82 49L85 50V49H88V48H89V47H88V48H87V47L85 48ZM100 47H101V46H100ZM100 47L98 48V47L96 46V48H98L99 50H100ZM108 47H107V49H108ZM125 47H126V45H125ZM136 47H138V49L141 48V50H143V54L140 53L142 59L139 58V59L137 60L136 58H133L134 55L132 56L133 53H131V51L133 52V50H135ZM73 48H74V47H73ZM112 48H113V47H112ZM114 48H115V47H114ZM68 49H69V48H68ZM70 49H71V48H70ZM93 49H94V48H93ZM93 49H91V51H92ZM98 49H96V50H98ZM120 49H121V48H120ZM123 49H124V48H123ZM138 49H136V50L138 51ZM66 50H67V49H66ZM89 50H90V48L88 49V51H89ZM94 50H95V49H94ZM96 50H95V51H96ZM99 50H98V51H99ZM103 50H104V49L102 48V51H103ZM113 50H114V49H113ZM136 50H135V51H136ZM163 50H165V49H163ZM40 51H42V50H40ZM64 51H65V50H64ZM88 51H87V52H88ZM91 51H90V52H91ZM104 51H105V50H104ZM116 51H117V50H116ZM37 52H39V51H37ZM37 52H36V53H37ZM70 52H71V50H70ZM72 52H73V51H72ZM72 52H71V53H72ZM79 52H80V51H79ZM81 52H82V50H81ZM90 52H89V53H90ZM92 52H93V51H92ZM92 52H91V53H92ZM100 52H101V50H100ZM114 52H115V51H114ZM121 52H122V53H121ZM138 52H139V51H138ZM138 52H136V53H138ZM140 52H141V51H140ZM40 53H41V52H40ZM68 53H69V52H68ZM74 53H75V52H74ZM76 53H78V51H77ZM76 53H75V54H76ZM94 53H95V52H94ZM94 53H93V54H94ZM96 53H97V52H96ZM104 53H105V52H104ZM115 53H116V52H115ZM38 54H39V53H38ZM72 54H73V53H72ZM75 54H74V56H75ZM80 54H81V53H80ZM85 54H87V53L85 52ZM98 54H99V53H98ZM98 54H97V55H98ZM117 54H118V53H117ZM44 55H46V53H45ZM90 55H92V54H90ZM39 56H40V54H39ZM74 56L72 55V57H74ZM76 56H77V55H76ZM79 56L81 57L82 54L79 55ZM83 56H84V53H83ZM87 56H88V55H87ZM93 56H94V57H92V56H90V57L94 59V58H95V55H93ZM101 56H102V55H101ZM110 56H111V57L113 56V57L111 58ZM115 56H116V54H115ZM165 56H166V55H165ZM42 57H43V56H42ZM102 57H103V56H102ZM34 58H36V57H34ZM75 58H76V57H75ZM78 58H79V57H78ZM91 58H90V59H91ZM70 59H71V58H70ZM164 59H165V58H164ZM32 60H33V59H32ZM34 60H35V59H34ZM72 60H75V59H72ZM97 60H98V61H97ZM38 61H39V60H38ZM38 61H36V62H38ZM75 61H76V60H75ZM104 61H105V60H104ZM115 61H116L117 63H116ZM137 61H138V65L140 64L139 68H138V66H135V64H137ZM139 61H140V63H139ZM165 61H166V60H165ZM76 62H78V61H76ZM101 62H100V63H101ZM29 63H30V61H29ZM74 63H75V62H74ZM78 63H80V62H78ZM34 64H35V63H34ZM165 64H166V62H164V60H163V65H165ZM167 64H168V63H167ZM31 65H32V64H31ZM74 65H75V64H74ZM79 65H81V64H79ZM79 65H78V67H79ZM103 65H107V66L105 67V66H103ZM163 65H162V66H163ZM75 66H76V65H75ZM85 66H87V65H85ZM166 66H168V65H166ZM166 66H165V67L163 66V67H164V68H167ZM81 67H82V65H81ZM136 67H137V68H136ZM163 67H161V68H163ZM169 67H170V66H169ZM73 68H74V67H73ZM164 68H163V69H164ZM76 69H77V68H76ZM169 69H170V72H171V68H169ZM166 70L169 72L168 69H166ZM166 70L164 69V72H167ZM162 71H163V70H162ZM72 73H73V72H72ZM76 73H77V72H76ZM161 73H162V72H161ZM162 74H164V73H162ZM166 74H167V73H166ZM161 76H162V75H161ZM163 77H164V75H163ZM163 77H162V80L164 79ZM56 78H57V77H56ZM58 78H59V77H58ZM214 78L217 79V81H218V78L215 77V76H214L212 79H208V80H207L206 93H207V95H211V96H213L216 105H220V106H222V103H223V104L226 103L225 100H224V98H222V95L224 94V91H225V85H226L225 83H226V79H225V82H224L223 79L221 80V81H223V83H222L223 85H222V84L216 82ZM4 79H5V78H4ZM35 80H37V78H36ZM38 80H39V79H38ZM40 80H41V79H40ZM42 80H43V79H42ZM42 80H41V82H42ZM250 80H251V79H250ZM7 81H8V80H7ZM66 81H67V80H66ZM34 82L37 83V81H34V80L32 81L31 78L28 77V78L25 80V82H24L23 85H24L25 87H28V88L31 87V90H30V92H31V91L33 90V89H32V86H35V85H36V83H34ZM41 82L38 81V83H37L38 86L41 85ZM45 82H46V81H45ZM64 82H65V81H64ZM162 82H163V81H162ZM14 83H15V82H14ZM39 83H40V85H39ZM42 83H43V82H42ZM65 83H66V82H65ZM65 83H64V84H65ZM106 84H107V83H106ZM48 85H49V84H48ZM101 85H100V86H101ZM111 85H112V86H111ZM114 85H115V86H114ZM124 86H122V91H123V89H125ZM42 87L44 88V86L38 87L39 89L41 88V89H40V92H41V90L43 89ZM45 87H46V85H45ZM67 87H68V86H67ZM96 87H97V86H96ZM102 87H104V86H102ZM102 87H101V88H102ZM106 87H107V86H106ZM106 87H105L104 89H106ZM110 87L108 88L109 90L111 89ZM38 88H37V89H38ZM64 88H65V87H64ZM101 88H100V89H101ZM37 89H36V91H37ZM44 89H45V90H44ZM44 89H43V90H44V93H46V88H44ZM65 89H66V88H65ZM96 89L99 90V88H96ZM96 89H95V90H96ZM102 89H103V88H102ZM104 89H103V90H104ZM26 90H27V88H26ZM26 90H24V91H26ZM43 90H42V91H43ZM47 90H48V89H47ZM97 90H96V91H97ZM103 90H102V91H103ZM49 91H50V90H49ZM51 91H53V90H51ZM56 91H57V90H56ZM59 91H60V90H59ZM99 91H100V90H99ZM102 91H101V92H102ZM104 91H105V90H104ZM104 91H103V92H104ZM107 91H108V90H106L105 95L108 93ZM118 91H116V92H118ZM0 92H1V91H0ZM30 92H29V93H30ZM64 92H66V91L64 90ZM68 92H70V91L68 90ZM68 92H67V94H69ZM3 93H4V92H3ZM37 93H38V92H36L35 95H37ZM50 93H51V92H50ZM109 93H110V94H114V93H111V90L109 91ZM31 94H32V92H31ZM39 94H40V93H39ZM41 94H42V92H41ZM110 94H109V97H110ZM169 94H170V93H169ZM32 95L34 96V94H32ZM42 95H43V94H42ZM49 95H50V94H49ZM49 95H47V96H49ZM61 95H63V94H61ZM71 95H72V94H71ZM71 95H70V97H71ZM93 95H94V94H93ZM22 96H23V95H22ZM24 96H25V95H24ZM26 96H27V95H26ZM33 96H32V97H33ZM45 96H46V95H45ZM66 96H67V95H66ZM111 96H112V95H111ZM115 96H117V95L115 94ZM118 96H117V97H118ZM120 96H122V95H120ZM168 96H169V95H168ZM29 97H30V94H29ZM32 97H31L30 99H32ZM35 97H36V99H38L37 97H39V95H38V96H35ZM35 97H34V98H35ZM39 98H40V97H39ZM44 98H45V97H44ZM46 98H47V97H46ZM46 98H45V99H46ZM51 98H52V97H51ZM97 98H98V97H97ZM100 98H101V97H100ZM103 98H104V97H103ZM105 98H107V96H106ZM113 98H114V97H113ZM124 98H126V96L123 97V99H124ZM128 98H129V97H127V99H128ZM138 98H137V99H138ZM0 99H1V98H0ZM41 99H42V100H45V99H43V96L41 97ZM41 99H40V100H41ZM52 99H53V98H52ZM65 99H66V98H65ZM71 99H72V98H71ZM139 99H138V100H139ZM24 100H25L24 97H22V100L20 101V104H17V106H18V105H19V106H20V105H23V104L25 103ZM34 100H35V99H34ZM95 100H96V98H95ZM98 100H99V99H98ZM101 100H103V99H101ZM110 100H111V99H110ZM8 101H9V100H8ZM47 101H50V102H48V103H51L52 101H54V99H53L52 101H51V100H47ZM47 101L45 100L46 103H47ZM66 101H67L66 104H68V100H66ZM93 101H94V100H93ZM96 101H97V100H96ZM99 101H100V100H99ZM113 101H114V100H113ZM122 101H123V100H122ZM131 101H132V102H131ZM174 101H175V100H173V102H174ZM221 101H222V102H221ZM1 102H3V100H2ZM40 102H41V101H40ZM45 102L43 101V104H44ZM59 102H61V100H59ZM107 102H108V101H107ZM115 102H116V101H115ZM139 102H140V101H139ZM142 102H143V103H142ZM170 102H171V101H170ZM175 102H176V101H175ZM175 102H174L173 104H175ZM3 103H5V102H3ZM3 103H2V104H3ZM26 103H27V102H26ZM56 103H57V102H56ZM61 103H63V102H61ZM99 103H100V102H99ZM110 103H112V101H111ZM176 103H177V102H176ZM181 103H182V102H180V103H178V104L180 105ZM2 104H0V105H2ZM59 104H60V103H59ZM59 104H58V105H59ZM104 104H107V103L104 102ZM108 104H109V102H108ZM112 104H115V103H112ZM123 104H124V103H123ZM138 104H139V103H138ZM153 104H155V103H153ZM157 104H161V103H157ZM173 104H170V105H171V106H174ZM182 104H183V103H182ZM7 105H8L9 107L11 106V105H9V104H7ZM7 105L5 104L4 107H6ZM15 105H16V104H15ZM64 105H65V103H64L63 105L61 104L60 106H64ZM102 105H103V103H102ZM102 105H101V106H102ZM127 105H128V104H127ZM155 105H156V104H155ZM170 105H169V106L167 105V107H166V108H168L169 110L171 109V108H170ZM19 106H18V107H19ZM25 106H26V105H25ZM27 106H28V105H27ZM27 106H26V107H27ZM65 106H66V105H65ZM101 106H100V107H101ZM104 106H105V105H104ZM106 106H107V105H106ZM110 106H112V105H110ZM157 106H159V105H157ZM184 106L186 107V105H183V107H184ZM2 107H3V106H2ZM11 107H12V110H14L13 105H12ZM23 107H24V105H23ZM67 107H68V106H67ZM67 107H64V108L66 109ZM94 107H95V106H94ZM113 107H114V106H113ZM130 107H131V106H130ZM130 107H128V108H130ZM135 107H136V106H135ZM161 107L163 108V106H161ZM175 107H176V111H177V107H178V106H175ZM15 108H16V106H15ZM19 108H22V107L20 106ZM24 108H25V107H24ZM58 108H59V106H58ZM108 108H109V107H108ZM126 108H127V107H126ZM133 108H134V107H133ZM159 108H160V106H159ZM159 108H158V109H159ZM173 108H174V107H172V109H173ZM187 108H188V110H189V107H187ZM187 108H186V109H187ZM4 109H6V108H4ZM7 109H8V107H7ZM17 109H18V108H17ZM17 109L13 111V113H14L15 116L18 115V112H20V111L23 112V110H24V109L22 108L23 110H20V109H19L20 111H17ZM82 109H83V108H82ZM105 109H107V108H105ZM116 109H117V108H116ZM119 109H120V108H119ZM121 109H122V108H121ZM121 109H120V110H121ZM130 109H131V108H130ZM130 109H127V110H128V115H132V114L129 113ZM9 110H11V109H9ZM122 110H123V109H122ZM136 110H137V109H135V111H136ZM169 110H167L168 113H169ZM174 110H175V109H174ZM178 110H179V107H178ZM183 110L185 111V108H183ZM188 110H186V111H188ZM2 111H4V110H0L1 114H2L3 117H4V114H5V113H2ZM25 111H27V110L25 109ZM172 111H173V110H172ZM179 111H182V105H181ZM186 111H185V112H186ZM22 112H21V114H22ZM45 112H46V111H45ZM109 112H110V111H109ZM119 112H120V111H119ZM130 112H132V111H130ZM133 112H134V110H133ZM185 112H183V114H181L182 117H180V118H181V119H184L185 122H186V121H189V120H187V119H189L190 116L188 117V113H185ZM23 113L25 114L26 112H23ZM34 113H35V114H34ZM34 113H33V115H35V116H34V119H37V118H36V117H37V115H36L37 112H34ZM89 113H91V112H89ZM92 113H95V112H92ZM111 113H112V109H111ZM136 113H137V112H135L134 114H136ZM139 113H140V112H139ZM139 113H137V114L135 115L137 119L139 118V116H137ZM156 113H158V112H156ZM161 113H162V111H161ZM161 113H160V115H161ZM163 113L168 115V113H165V112H163ZM171 113H172V112L170 111L169 114H171ZM173 113H174V112H173ZM178 113H179V115H180L181 112H178ZM223 113H224V112H223ZM6 114H7V113H6ZM6 114H5V115H6ZM27 114H28V112H27ZM46 114H47V112H46ZM46 114H44V115H46ZM56 114H57V113H56ZM56 114H54V115H56ZM113 114H115V113L113 112ZM175 114H176V112H175ZM7 115H8V114H7ZM22 115H23V114H22ZM44 115H43V116H44ZM49 115H50V114H49ZM94 115H95V114H94ZM100 115H101V114H100ZM122 115H123V114H122ZM125 115H126V114H125ZM128 115H126L125 117H128ZM157 115H158V114H157ZM157 115H156V116H157ZM167 115H166V116H167ZM223 115H224V114H223ZM0 116H1V115H0ZM31 116H32V114H31ZM40 116H41V115H40ZM56 116H57V115H56ZM56 116H53V115H52L51 118H50L51 121H52V119H55L54 117H56ZM58 116H59V115H58ZM92 116H93V115H92ZM118 116H119V115H118ZM170 116H173V115L171 114ZM176 116H177V117H176ZM176 116H173V117H174V118L176 117V118L178 119V115H176ZM191 116H192V115H191ZM227 116H228V115H227ZM229 116H230V115H229ZM11 117H12V116H11ZM11 117H8V118L6 117V118L9 119V118H11ZM44 117H45V116H44ZM101 117H102V116H101ZM107 117H108V115H107ZM109 117H110V116H109ZM121 117H123V116H121ZM129 117H130V116H129ZM157 117H158V116H157ZM159 117H162V116H159ZM167 117L170 118L169 116H167ZM12 118H13V117H12ZM45 118H46V117H45ZM58 118H59V117H58ZM58 118H56V119L58 120ZM61 118H62V117H61ZM63 118H64V117H63ZM99 118H100V117H99ZM131 118H132V117H131ZM140 118H141V117H140ZM152 118H155V117L152 116ZM152 118H151V120H152ZM176 118H175L174 120H176ZM223 118H225V117H222V119H221V117H218L217 119H215V122H216V124H217L218 126L221 127L220 130H222V131L224 132V134H225V135L223 134V136H224L223 140H225V141H226V140H230L231 142H233V140H232L233 137L231 136V134H230V135H229V134H228V135L226 134L227 132H226L225 129H226V128H229V126L225 128V126H227V125H225V124H226L225 122H224V124H223L222 120L225 121V119H223ZM229 118H230V117H229ZM56 119H55V120H56ZM90 119H91V118H90ZM90 119H88V120H90ZM113 119H114V118H113ZM122 119H123V118H122ZM124 119H125V118H124ZM124 119H123V120H124ZM137 119H135V120L137 121ZM171 119H172V118H171ZM10 120H11V119H10ZM44 120H45V119H44ZM46 120H47V118H46ZM63 120H64V119H63ZM68 120H70V119H68ZM91 120H92V119H91ZM91 120L89 121L90 123H91ZM135 120H134V121H135ZM144 120H145V119H144ZM178 120H179V119H178ZM12 121H15V120L12 119ZM49 121H50V120H49ZM73 121H74V120H73ZM109 121H110V120H109ZM128 121H129V120H128ZM134 121H133V122H134ZM139 121H140V120H139ZM141 121H142V119H141ZM176 121H177V120H176ZM182 121H183V120H182ZM182 121H181V122H182ZM47 122H48V121H47ZM47 122H46V123H47ZM55 122H56V121H55ZM68 122H69V121H68ZM71 122H72V120L70 121V124H71V125H72L73 123H75V122H72V123H71ZM85 122H86V121H85ZM89 122H87V124L90 125ZM95 122H97V121H95ZM98 122H99V121H98ZM98 122H97V123H98ZM103 122H104V121H103ZM107 122H108V121H107ZM111 122H112V121H111ZM129 122H130V121H129ZM133 122H132V123H129V124H133ZM183 122H184V121H183ZM12 123H13V122H12ZM36 123H37L36 121H35V122H29V121H27V123H25L26 125H24L22 128H18V127H17V130H20V132H22V133H23L24 130H26V131H32V130L34 129V126H36ZM40 123H41V122H40ZM51 123H52V122H51ZM51 123H50V124H51ZM77 123H79V122L77 121ZM82 123H83V122H82ZM92 123H94V121H92ZM92 123H91V124H92ZM115 123H116V122H115ZM115 123H114V124H115ZM143 123H144V121H143ZM186 123H187V122H186ZM37 124H38V123H37ZM47 124H49V123H47ZM60 124H61V122H60ZM63 124H64V123H63ZM65 124H67V123H65ZM70 124H69V126H70ZM85 124H86V123H85ZM87 124H86V125H87ZM99 124H100V123H99ZM99 124H98V125H99ZM107 124H108V123H107ZM129 124H128V126H129ZM134 124H138V121H137V123H134ZM183 124H185V123H183ZM0 125H1V123H0ZM18 125H19V124H18ZM39 125H40V124H39ZM42 125H46V124L43 123ZM58 125H59V124H58ZM78 125H79V124H76V126H78ZM86 125H85V126H86ZM100 125H102V129L105 130V128H103V124H100ZM125 125H126V124H125ZM145 125H146V124H145ZM145 125H144V126H145ZM228 125H229V124H228ZM14 126H15V125H14ZM48 126H49V125H48ZM60 126H61V125H60ZM65 126L67 127V125H65ZM69 126H68V127H69ZM85 126H84V127H85ZM112 126H113V124H112ZM115 126H116V125H115ZM132 126H133V125H132ZM132 126H131V127H132ZM138 126H139V125H138ZM140 126L142 127L143 125H140ZM144 126H143V128H144ZM20 127H21V126H20ZM53 127H54V126H53ZM55 127H56V126H55ZM61 127H62V126H61ZM61 127H60V128H61ZM66 127H64V129H66ZM71 127H72V126H71ZM79 127H80V128H83V127H81V125H79ZM79 127H78V128H79ZM94 127H95V126H94ZM109 127H111V126L109 125ZM134 127H135V126H134ZM136 127H137V125H136ZM141 127H140V129H141ZM0 128H1V127H0ZM11 128H12V127H11ZM11 128H10V129H11ZM74 128H75V127H74ZM80 128H79V130H78L79 132L81 131ZM90 128H91V127H90ZM99 128H100V127H99ZM107 128H108V127H107ZM114 128H115V127H113V129H114ZM10 129H8L9 132H10ZM13 129H14V128H13ZM15 129H16V128H15ZM15 129H14V130H15ZM37 129H38V128H37ZM39 129H41V128H39ZM58 129H59V128H58ZM61 129H62V128H61ZM64 129H62V130H64ZM72 129H73V128H72ZM84 129H85V128H84ZM109 129H110V128H108V130H109ZM128 129H129V128H128ZM130 129H131V128H130ZM137 129L140 130L139 128H137ZM144 129H146V128H144ZM229 129H230V128H229ZM229 129H227V130H229ZM11 130H12V129H11ZM14 130H13V132H14ZM21 130H23V131H21ZM43 130H44V129H43ZM46 130L49 131V129H46ZM67 130H68V129H67ZM67 130H66V131H67ZM74 130H76V128L73 129L72 131H74ZM86 130H87V129H86ZM91 130H92V129H91ZM100 130H101V128H100ZM104 130H103V133H105L107 129H106L105 131H104ZM117 130H118V129H117ZM117 130H115V131H117ZM131 130H132V129H131ZM135 130H136V129H135ZM141 130H142L141 132H143V134L146 135V130H144V131H143V129H141ZM6 131H7V130H6ZM39 131H41V130H39ZM69 131H70V130H69ZM110 131H111V130H109V132H110ZM113 131H114V130H113ZM115 131H114V132H115ZM2 132H3V130H2ZM2 132H0V133H1V134H5V133H6V132H4V133H2ZM16 132H17V131H16ZM41 132H42V131H41ZM49 132H50V131H49ZM51 132H52V130H51ZM75 132H76V131H74V133H75ZM82 132H83V130H82ZM129 132H130V131H129ZM135 132H136V131H135ZM148 132H149V131H148ZM228 132H230V131H228ZM231 132H232V131H231ZM7 133H8V132H7ZM17 133H18V132H17ZM24 133H25V132H24ZM36 133H37V132H36ZM42 133H43V132H42ZM46 133H48V132H46ZM76 133H77V132H76ZM84 133H85V135H86L88 132L85 131V132H83V134H84ZM89 133H90V132H89ZM89 133H88V134H89ZM100 133L102 134V130H101ZM100 133H98V134H100ZM106 133L108 134V132H106ZM106 133H105V134H106ZM116 133H117V132H115L114 134H116ZM12 134H13V133H12ZM49 134H50V133H49ZM107 134H106V135H107ZM110 134H111V132H110ZM114 134H113V135H114ZM130 134H132V133H130ZM40 135H41V134H40ZM43 135L46 136L47 134L43 133L42 136H43ZM50 135H51V134H50ZM85 135H83V136L80 135L81 137L78 136V138H81V140H82V137H84ZM93 135H94V134H93ZM93 135H92V136H93ZM102 135L104 136V134H102ZM145 135H144V137H145ZM16 136H17V135H16ZM32 136H33V134H32ZM34 136H36V135L34 134ZM96 136H97V135H96ZM118 136H119V135L117 134V137H118ZM23 137H24V136H23ZM46 137H48V136H46ZM94 137H95V136H94ZM98 137H99L101 140H102V138H103V137L100 136V135H98L97 138H98ZM217 137H218V138H219V137H222V135L218 132V133H217ZM10 138H11V137H10ZM10 138H7V139H10ZM37 138H38V137H37ZM37 138H36V139H37ZM41 138H42V137H41ZM85 138H86V137H85ZM99 138H98V139H99ZM7 139H6V140H7ZM18 139H19V136H18ZM18 139H17V137H16V140H18ZM20 139H21V138H20ZM20 139H19V140H20ZM22 139H23V138H22ZM45 139H46V138H45ZM51 139H52V138H51ZM76 139H77V138H76ZM94 139H95V138H94ZM98 139H97V140H98ZM112 139H114V138H112ZM2 140H3V139H2ZM4 140H5V138H4ZM16 140H14V141L16 142ZM26 140H27V139H26ZM37 140H39V139H37ZM83 140H84V139H83ZM95 140H96V139H95ZM97 140H96L95 142H97ZM101 140H99L100 144H102V141H103L104 139H103L102 141H101ZM10 141L12 142V138L10 139ZM21 141H22V142H23V141L25 142V140H21ZM27 141H28L27 144H28V143H31V142L34 143V141H31V139H30V141H29V139H28ZM40 141H42V140H40ZM4 142H5V141H3V143H4ZM22 142H20V143H22ZM44 142H46V141H44ZM49 142H51V141L49 140ZM80 142H81V141H80ZM80 142H79V143H80ZM103 142H105V141H103ZM0 143H2V142H0ZM18 143H19V141H18ZM77 143H78V142H77ZM7 144H8V143L6 142L4 145L6 146ZM10 144H12V143H9V144L7 145V147H8ZM23 144H24V143H23ZM31 144H32V143H31ZM42 144H43V143H42ZM49 144H50V143H49ZM95 144H98V143H95ZM103 144H104V143H103ZM109 144H111L110 141H109ZM1 145H3V144H1ZM24 145H25V144H24ZM52 145H53V142H52L51 146H52ZM80 145H81V144H80ZM106 145L108 146V143H107ZM27 146H29V145H27ZM37 146H38V145H37ZM43 146H44V144H43ZM45 146H46V145H45ZM78 146H79V145H78ZM83 146H84V145H83ZM7 147H4V148H7ZM54 147H55V146H54ZM61 147L63 148V145L60 146V148H61ZM65 147H66V146H65ZM84 147H85V146H84ZM84 147H83V148H84ZM49 148H50V145H49ZM60 148H58V149H60ZM62 148H61V149H62ZM66 148H67V147H66ZM78 148H79V147H78ZM81 148H82V147H81ZM101 148H102V147H101ZM31 149H32V145H31ZM31 149L29 148L30 151H31ZM35 149H36V148H35ZM42 149H43V148H42ZM50 149H51V148H50ZM58 149H57V150H58ZM112 149H113V148H112ZM36 150H37V149H36ZM44 150H45V149H43L42 151L44 152ZM48 150H49V149H48ZM62 150H64V149H62ZM66 150L68 151V149H66ZM66 150H64L63 152H66ZM77 150H79V149H77ZM83 150H84V149H83ZM97 150H98V149H97ZM100 150H101V149H100ZM30 151H29V152H30ZM73 151H74V150H73ZM95 151H96V150H95ZM95 151H94V152H95ZM101 151H102V150H101ZM103 151H104V150H103ZM29 152H28V153H29ZM32 152H33V151H32ZM45 152H46V151H45ZM50 152H52V151H50ZM50 152H49V153H50ZM55 152H56V151H55ZM61 152H62V151H61ZM63 152H62V153H63ZM81 152H82V151H81ZM49 153H48V154H49ZM52 153H53V152H52ZM52 153H50L49 156L52 157V158H54L53 156H51ZM44 154H45V153H44ZM53 154H54V153H53ZM64 154H65V153H64ZM71 154H72V153H71ZM77 154H78V153H77ZM84 154H85V153H84ZM92 154H94V153H92ZM97 154H98V153H97ZM115 154H117V153H115ZM12 155H13V156H12ZM12 155H11V156L14 157V153H13ZM28 155H30V154H28ZM60 155H61V154H60ZM69 155H70V154H69ZM72 155H73V154H72ZM81 155H82V154H81ZM85 155H87V154H85ZM99 155H100V152H99L98 156H99ZM101 155H102V153H101ZM110 155H111V154H110ZM121 155H122V154H120L119 156H121ZM43 156H45V155H43ZM43 156H42V157H43ZM82 156H83V155H82ZM93 156H94V155H93ZM98 156L96 155L95 157L98 158ZM111 156H112V155H111ZM114 156H115V155H114ZM6 157H9V158H10L9 155L6 156ZM12 157L10 158V160L12 159ZM16 157H17V156H16ZM50 157H49V158H50ZM60 157H61V156H60ZM71 157H72V156H71ZM102 157H103V156H102ZM102 157H99V159L102 158ZM121 157H122V156H121ZM125 157H126V156H125ZM14 158H15V157H14ZM31 158H32V157H31ZM83 158H84V160H85V157H83ZM83 158L80 157L79 160L83 161ZM90 158L92 159V157H89V158H87V159L90 160ZM113 158H114V157H113ZM123 158H124V157H123ZM123 158H121V159H123ZM5 159H6V158H5ZM5 159H4V161H5ZM74 159H76V158H74ZM102 159H103V158H102ZM102 159H101V160H102ZM109 159H111V158H109ZM109 159H107V160L109 161ZM121 159H120V160H121ZM124 159H126V158H124ZM7 160H8V158H7ZM37 160H39V159H37ZM37 160H36V161H37ZM42 160H43V158H42ZM52 160H53V159H52ZM79 160H78V157H77V161H76V160H75V161H76V163H78V164L81 165V163L78 162ZM112 160H113V159H112ZM114 160H115V159H114ZM2 161H3V159H2ZM59 161H60V160H59ZM75 161H74V162H75ZM85 161H86V160H85ZM98 161H99V160H98ZM102 161H104V160H102ZM102 161H100V162H102ZM118 161H119V160H118ZM121 161H122V160H121ZM127 161H128V160H127ZM38 162H39V161H37V163H38ZM52 162H54V161H52ZM56 162H57V161H56ZM87 162H88V161H87ZM91 162H92V161H91ZM112 162H114V164H115V162H117V161H112ZM123 162H125V160L122 161L121 163H123ZM143 162H144V161H143ZM7 163H8V162H7ZM70 163H71V162H70ZM102 163H103V162H102ZM104 163H105V162H104ZM118 163H119V165H120V162H118ZM118 163H117V164H118ZM8 164H9V163H8ZM8 164H7V165H8ZM10 164H11V163H10ZM39 164H40V163H39ZM58 164H59V162H58ZM83 164H85V162H84V163L82 162V166L85 167V168H88L87 166L90 165V164H89V165L86 166V164H85V165H83ZM123 164H124V163H123ZM34 165H35V164H34ZM109 165H110V164H109ZM36 166H37V164L35 165V167H36ZM67 166H68V165H67ZM111 166H112V164H111ZM133 166H134V165H133ZM138 166H139V165H138ZM19 167H22V166H19ZM28 167H29V166H28ZM33 167H34V166H33ZM35 167H34V168H35ZM40 167H41V166H40ZM68 167H70V166H68ZM131 167H132V166H131ZM134 167H136V166H134ZM141 167H142V166H141ZM144 167H145V166H144ZM71 168H72V167H71ZM99 168H100V167H99ZM99 168H98V169H99ZM113 168H114V167H113ZM128 168H129V167H128ZM132 168H133V167H132ZM132 168H131V169H132ZM136 168L138 169V167H136ZM21 169H22V168H21ZM29 169H30V168H27L28 171H30ZM42 169H43V168H42ZM69 169H70V168H69ZM82 169H84V168H82ZM88 169H89V168H88ZM110 169H111V168H110ZM114 169H115V168H114ZM131 169H129L130 172L132 171ZM139 169H140V168H139ZM146 169H147V168H146ZM23 170H25V168H24ZM32 170H33V169H32ZM38 170H40L39 166H38ZM38 170L36 169V171H38ZM65 170H67V169H65ZM101 170H102V169H101ZM129 170H128V171H129ZM36 171H35V172H36ZM44 171H45V170H44ZM83 171H84V170H83ZM99 171H100V170H99ZM110 171H111V170H110ZM115 171H116V170H115ZM120 171H121V170H120ZM126 171H127V170H126ZM133 171H134V170H133ZM133 171H132V172H133ZM0 172H1V171H0ZM5 172H6V171H5ZM24 172H25V171H24ZM39 172H40V171H39ZM45 172H46V171H45ZM64 172H65V171H64ZM85 172H86V171H85ZM87 172H88V171H87ZM90 172H91V171H90ZM113 172H114V171H113ZM132 172H131V174H132ZM138 172H139V170H138ZM25 173H26V172H25ZM68 173H69V172H68ZM82 173H83V172H82ZM106 173H107V172H106ZM115 173H116V172H115ZM115 173H114V174H115ZM117 173H118V172H117ZM121 173H122V172H121ZM6 174H7V173H6ZM31 174L33 175V173H31ZM69 174H70V173H69ZM84 174H85V173H84ZM87 174H88V173H86V175H87ZM91 174H93V173H91ZM91 174H90V175H91ZM101 174H102V173H101ZM122 174H124V173H122ZM122 174H121V175H122ZM125 174H126V173H125ZM125 174H124V175H125ZM133 174H134V173H133ZM4 175H5V174H4ZM25 175H26V174H25ZM38 175H39V174H38ZM49 175H50V174H49ZM54 175H55V174H54ZM71 175H72V174H71ZM82 175H83V174H81V176H82ZM88 175H89V174H88ZM90 175H89V176H90ZM124 175H122V177H123ZM129 175H130V173H129ZM134 175H135V174H134ZM1 176H2V175H1ZM46 176H48V175L46 174ZM64 176H65V175H64ZM73 176H74V175H73ZM107 176H108V174H107ZM118 176H119V175H118ZM126 176H127V175H126ZM126 176H125V177H126ZM130 176H131V175H130ZM140 176H141V175H140ZM2 177H4V176H2ZM26 177L28 178V175H27ZM26 177H24V178H26ZM70 177H71V176H70ZM77 177H78V176H77ZM108 177H109V176H108ZM137 177H138V176H137ZM141 177H142V176H141ZM173 177H174V176H173ZM37 178H39V177H37ZM46 178H47V177H46ZM51 178H52V177H51ZM65 178H66V177H65ZM67 178H68V177H67ZM102 178H103V176H102ZM111 178H112V176H110V183L112 182L111 187L113 186V189H114V187H115V186H114V185H115V184H114V181H115L116 178H115V177L112 178V179H114L113 181H111ZM160 178H162V177H160ZM176 178H177V177H176ZM3 179H4V178H3ZM22 179H23V178H22ZM30 179L32 180V178H30ZM30 179H28V181H26V182H29ZM39 179H41V178H39ZM56 179H57V178H56ZM63 179H64V178H63ZM76 179H77V178H76ZM76 179H75V180H76ZM82 179H83V178H82ZM119 179H121V178H119ZM119 179H118V180H119ZM122 179H123V178H122ZM144 179L146 180V178H144ZM31 180H30V181H31ZM88 180H89V178H88ZM104 180H105V179H104ZM163 180H164V178H163ZM171 180H172V178H171ZM4 181H5V180H4ZM22 181L24 182V180H22ZM45 181H46V180H45ZM58 181H59V180H58ZM60 181H61V180H60ZM62 181H63V180H62ZM67 181H68V180H67ZM78 181L80 182L81 180H78ZM84 181H85V180H84ZM138 181H139V180H138ZM164 181H166V180H164ZM169 181H170V179H169ZM172 181H174V178H173ZM175 181H176V179H175ZM1 182H3V180H1ZM1 182H0V186H1ZM5 182H6V181H5ZM20 182H21V179H20ZM39 182H40V181H39ZM46 182L48 183V181H46ZM53 182H54V181H53ZM64 182H65V181H64ZM82 182H83V180H82ZM88 182H89V181H88ZM98 182H99V181H98ZM123 182H124V181H122V183H121V182H119V183L123 184ZM166 182H167V181H166ZM125 183H126V182H125ZM125 183H124V184H125ZM171 183H172V182H171ZM2 184H3V183H2ZM5 184H6V183H5ZM21 184H22V182H21ZM71 184H73V183H71ZM107 184H108V187H109V183H108V181H107ZM7 185H8V184H7ZM16 185H17V184H16ZM27 185H28V184H27ZM48 185H49V184H48ZM73 185H74V184H73ZM100 185H101V184H100ZM100 185H99V187H100ZM117 185L120 186V187H122V186L119 185V184H117ZM132 185H134V184H132ZM136 185H137V184H136ZM140 185H141V184H140ZM142 185H143V183H142ZM164 185H165V184H164ZM172 185H173V183H172ZM12 186L14 187L15 185L13 184ZM43 186H44V185H43ZM43 186H42V187H43ZM49 186H51V185H49ZM49 186H48V188L51 189ZM130 186H131V185H130ZM173 186H174V185H173ZM2 187H3V186H2ZM17 187H18V186H17ZM28 187H29V186H28ZM38 187H41V186L38 185ZM54 187H55V186H54ZM74 187H75V189H76V187H78V186H74ZM88 187H90V186H88ZM108 187H107V188H108ZM171 187H172V186H171ZM0 188H1V187H0ZM5 188H6V186H5ZM7 188H8V186H7ZM128 188H129V189H131V188L133 189V186H132V187H128ZM165 188H166L165 191L167 192V195L169 194L168 197H171V200H170L171 202L168 201V203H169V206H168V207L170 208V212H176V214L179 213V215H180L179 217H180L181 219H178V218H179V217H178V218H177V221H178V220H179V221H180V220H183L182 223H184V222L187 221V223H190L191 225H194V226L197 225V227H198V226L200 227V225H201V227H205V226H204V223H205L206 221L204 222V221H203L204 219L202 220V223H200V224H197V222H198V221H201V219L198 220V221L196 222V219H197L196 216H198V214H197L198 212H193V214H192L191 216H190V215L187 216V211H188V210L192 211V210H193V207H194L193 205H192V206L190 205V204H191V203H190L191 201L189 202V198L186 199L185 197L181 196L179 193H178L177 195L174 194V193L172 192V190L168 187L167 183H166V185H165ZM172 188H173V187H172ZM177 188H178V187H177ZM179 188H180V187H179ZM9 189L11 190L10 187H9ZM14 189H16V186L14 187ZM14 189L12 188V191H13V192H14ZM17 189H18V188H17ZM73 189H74V188H73ZM99 189H100V188H99ZM110 189H111V188H110ZM110 189H109V190H110ZM121 189H122V188H121ZM124 189H125V188H124ZM134 189H135V187H134ZM7 190H8V189H7ZM10 190H8V193L11 192ZM21 190H22V189H21ZM29 190H30V189H29ZM59 190H60V189H59ZM67 190H70V189H67ZM76 190L79 191L78 188H77ZM76 190H75V191L72 190V191H73V192H77ZM83 190L86 191V189H84V187H83L82 191H79V192H80V193H82V192L84 193ZM106 190H107V189H106ZM109 190L106 192V194H104V193L102 194V187H101V191H99V192H100V194H102V195L100 196V194H99V198H100V197H103L104 195H106V197H105V196H104V197H105V200L107 201V199H106V198H107V193H108V192H109V193L111 192V190H110V191H109ZM114 190H115V189H114ZM114 190H113V191H114ZM139 190H140V189H139ZM180 190H183V189H180ZM9 191H10V192H9ZM16 191H17V190H16ZM16 191H15L14 193H11V195H12V196H15V197L18 196V199L20 200V198H19L20 196H19V195H16V193H17ZM48 191H49V190H48ZM61 191H62V190H61ZM72 191L70 190L71 193H73ZM123 191H124L123 189L120 191L121 194L124 193V194H122L120 197H122V196H123V197H125V196L127 197V196H128L129 199H127L126 201H125L123 198H121V200H124V202L122 201L123 203L126 202V206H127L126 208H127L128 211L130 210L131 212H134V213H135V212L144 211L145 207L147 206V202L141 197L142 195L140 196V195H138L139 193H138V194H135V193H134V194H132V196H130L129 193H132L131 191L128 192V193H127V191H125V192H123ZM175 191H176V193H177V190H176V189H174V192H175ZM1 192H3V191H2V188H1ZM18 192H19V190H18ZM22 192H24V191L22 190ZM22 192L19 193V194H20V195L23 194ZM68 192H69V191H67V193H68ZM70 192H69V193H70ZM79 192H77V194H78ZM104 192H105V191H104ZM115 192H116V191H114L113 194H114ZM117 192H118V191H117ZM140 192H141V191H140ZM159 192H160V191H159ZM180 192H181V191H180ZM185 192H186V191H185ZM25 193H26V192H25ZM36 193H37V192H36ZM36 193H35V194H36ZM46 193H47V192H46ZM60 193H61V192H60ZM111 193H112V192H111ZM172 193H173V195H172ZM14 194H15V195H14ZM74 194L77 196L76 193H74ZM116 194H117V193H116ZM116 194H115V195H116ZM125 194H126V195H125ZM142 194H143V193H142ZM163 194H164V193H163ZM11 195H10V196H11ZM27 195H28V193L26 194V196H25V195H21V196H23V197H24L23 199H25V197H27ZM46 195H47V194H46ZM61 195H62V194H61ZM65 195H66V194H65ZM115 195H114V196H115ZM117 195H118V194H117ZM119 195H120V194H119ZM124 195H125V196H124ZM167 195L165 194V196H167ZM28 196H30V194H29ZM33 196H34V195H32V197H33ZM36 196H37V195H36ZM41 196H42V195H41ZM41 196H40V197H41ZM53 196H54V195H53ZM57 196H58V195H57ZM78 196H79V195H78ZM78 196H77V197H78ZM97 196H98V195H97ZM108 196L110 197L111 194H108ZM129 196H130V197H129ZM155 196H156V195H155ZM159 196H160V195H159ZM161 196H162V195H161ZM161 196H160V197H161ZM30 197H31V196H30ZM59 197H60V198H59ZM59 197H58V200H59V199L61 200L62 196H60V194H59ZM65 197H66V196H65ZM67 197H68V195H67ZM72 197H73V196H71V198H68V199L72 200ZM112 197H113V196H112ZM12 198H13V197H12ZM27 198H28V197H27ZM36 198H38V197H36ZM47 198H51L50 200H52V199H53L52 194H50V193L48 192V195H47V196H44V195H43V196H42V201H46ZM92 198H93V197H92ZM110 198H111V197H110ZM155 198H156V197H155ZM161 198H162V197H161ZM29 199H30V198H29ZM29 199H28L27 201H29ZM38 199H39V198H38ZM38 199H36V200H38ZM80 199H81V198H80ZM87 199H88V198H87ZM93 199H94V198H93ZM95 199H96V198H95ZM100 199H102V198H100ZM100 199H99V201H100ZM119 199H120V198L117 197V200H116V199H115L116 201L113 200L112 203H115V202H116V206L119 205V203L121 202V200L119 201ZM125 199H126V198H125ZM157 199H159V197H158ZM31 200H32V199H31ZM39 200H41V199H39ZM53 200H55L54 202H56V204H58V203H57L58 200H56V199H53ZM60 200H59L58 202H61ZM64 200H65V199H64ZM70 200H68V201L65 200V201L69 203ZM82 200H83V198H82ZM90 200H91V199H90ZM90 200H89V201H90ZM149 200H150V199H149ZM163 200H164V199H163ZM20 201H21V200H20ZM42 201H41V202H42ZM85 201H86V200H85ZM91 201H93V200H91ZM103 201H104V200H102V203H103ZM106 201H105V203H103L104 206L107 205L108 203H110V202H108V203L106 204ZM164 201H165V200H164ZM22 202H23V200H22ZM30 202H31V201H30ZM37 202H38V201H37ZM39 202H40V201H39ZM39 202H38V203H39ZM41 202H40L39 204H43V202H42V203H41ZM54 202H53V203H54ZM66 202H63V203H66ZM93 202L96 203L97 200H96V201H93ZM136 202H137L138 204L140 203L139 205L142 204V205H141L142 208H141L140 211L131 208V207H133V204L136 203ZM165 202H166V201H165ZM27 203H28V202H27ZM35 203H36V201H35ZM38 203H37V204H38ZM44 203H45V202H44ZM51 203H52V202L49 201L48 204L51 205ZM70 203H72V202L70 201ZM76 203L78 204V203H80V202L77 201ZM81 203H82V201H81ZM84 203L86 204V203H88V202H84ZM84 203H83V204H80V205H81V208H82L83 206H86V205H87V204L84 205ZM97 203H98V202H97ZM112 203H110V204H108V205L111 206ZM123 203H121L120 205L122 206ZM163 203H164V202H163ZM24 204H25V203H24ZM28 204H30V203H28ZM59 204H60V203H59ZM74 204H75V203H74ZM103 204H102V205H103ZM155 204H157V205L159 206V203H155ZM165 204H167V203H165ZM165 204H164V205H165ZM32 205H33V204H32ZM44 205H45V204H44ZM54 205H55V203H54ZM62 205H63V207L60 206V205H58V206L62 207V210H61V208L59 209V208L56 207V206H54V207H52V208L50 207L49 209H51V211H50V210H49V211H50L52 214L49 213V214H51V216H50V218H48V219H47V218L45 219V217H44L43 215L39 214V212H38V213L34 216V218H31L30 220L27 219V220L25 221L26 224L28 225V227L30 228V232L32 231L31 236L29 235V237H30L29 240H31V241L34 242V243H33V246H35V248H39V249H40V251L37 252V258L35 259L36 262H37L38 264H41L42 261H46V262H47V261H52V260H50V258L44 259V257H46V256H49V257L54 256V255H53V252H51V251L49 250V251L51 252V253H50V252L48 251V248H50V247H52L53 245H55V243H56V242H55L56 238H57V239L59 238V237H57V236H62V237H63V236L65 235V233H64V232H65L64 229H66V227H69V226H70V225L68 226V225L64 224V225L66 226V227H64V225H63L64 221L62 220L63 223H62V221H61V222L59 221V217H58V216H60V212H62L63 210H65V209H63V208H64V205H66V204H62ZM67 205H69V204H67ZM82 205H83V206H82ZM113 205H114V204H113ZM157 205H156V206H157ZM38 206H39V205H38ZM77 206H78V205H77ZM98 206H99V205H98ZM124 206H125V205L123 204V208H124ZM161 206H162V205H161ZM166 206H167V205H166ZM39 207H40V206H39ZM39 207H38V208L36 207L35 209L37 210V209H39ZM43 207H44V206H43ZM99 207H100V206H99ZM105 207H106V206H105ZM113 207H114V206H113ZM113 207H112V208H113ZM128 207H129V208H128ZM168 207H167V208H168ZM53 208H58V210H60L59 213H58V210H57V209L53 210ZM84 208H85V207H84ZM101 208H102V207H101ZM126 208H125V209H126ZM133 208H134V207H133ZM135 208H136V207H135ZM152 208L155 209L156 207L152 206ZM152 208H151V209H152ZM161 208H162V207H161ZM169 208H168V209H169ZM40 209H43V208H42V205H41ZM96 209H98V208H96ZM102 209L104 210V208H102ZM105 209H106V208H105ZM107 209H109V211H107ZM107 209L104 210V211H107V212H110V213H111V212L113 213V212H116L117 210H119V208H117V209L115 208V209H116V211H115V209H110V208H108V206H107ZM120 209H122V208H120ZM153 209H152V212H153ZM45 210H46V209H45ZM112 210H113V211H112ZM123 210H124V209H123ZM123 210H122V211H123ZM41 211H42V210H41ZM49 211H47V212H49ZM55 211H56V212H55ZM66 211H67V210H66ZM66 211H64V213H63V214L61 213V214L64 216V215L67 213ZM98 211H99V210H98ZM100 211H101V210H100ZM130 211H129V212H130ZM161 211H162V210H161ZM81 212H85V211H81ZM101 212H102V211H101ZM120 212H121V210H120ZM105 213H106V212H105ZM58 214H59V215H58ZM82 214H83V213H82ZM82 214H81V216L86 215V214H83V215H82ZM91 214H92V213H90V215H91ZM103 214H104V213H103ZM108 214H109V213H108ZM113 214L115 215V213H113ZM118 214H120V213L117 212V213H116V216H117ZM132 214H133V213H132ZM136 214H137V213H136ZM143 214H144V213H143ZM160 214H162V213H160ZM176 214H175V216L177 217L178 215H176ZM200 214H201V213H200ZM206 214H207V212H206ZM209 214H210V213H209ZM211 214H212V213H211ZM211 214H210V217H213L211 220L213 221V219H215V221H216V220H217V216L214 217V216H211ZM67 215H68V214H66V216H67ZM77 215H78V214H77ZM96 215H98V214H96ZM109 215H110V214H109ZM114 215L111 216V218L113 217V219H114V218H115ZM126 215H127V214H126ZM207 215H208V214H207ZM207 215H205V216H207ZM63 216H60V217H63ZM68 216H70V215H68ZM78 216H79V215H78ZM81 216H80V218H81ZM93 216H95V215H93ZM105 216H106V215L104 214V217H105ZM142 216L144 217V215H142ZM142 216H141V218H142ZM208 216H209V215H208ZM208 216H207V217H208ZM117 217H118V219H119V216H117ZM176 217H175V218H176ZM64 218H65V216L63 217V219H64ZM70 218H71V217H69L68 219H70ZM83 218H85V217H83ZM87 218H90V217H87ZM87 218H86V219H87ZM92 218H93V217H92ZM92 218H90V219L92 220ZM111 218H109V220H110ZM121 218H122V217H121ZM132 218H135V217H133V215H132ZM138 218L140 219V216H139V215H138ZM138 218H137V216H136L135 220L138 219ZM145 218H146V217H145ZM208 218H209V217H208ZM72 219H73V218H72ZM72 219H71V220H72ZM77 219H79V218H77ZM90 219H89V220H90ZM96 219H97V217H96ZM98 219H99V216H98ZM104 219H106V218H104ZM113 219H112L111 221H113ZM124 219H125V218H124ZM124 219L122 218L121 221L124 220ZM60 220H61V218H60ZM74 220H76V219H74ZM79 220H80V221H79ZM79 220H78L79 222L82 221L81 219H79ZM142 220H143V219H142ZM146 220H147V219H146ZM146 220H145V221H146ZM206 220H207V219H206ZM65 221L68 222V221H67V218H66ZM92 221H93V220H92ZM95 221H96V220H95ZM100 221H101V220H100ZM105 221H107V220H105ZM115 221L120 222V219H119V220L115 219ZM124 221H125V220H124ZM126 221H127V220H126ZM126 221H125V222H126ZM133 221H134V220H133ZM145 221L143 222L144 224L142 223V225H143V227H147V228H148V232L150 233V231H149L150 227L153 229V228H155L156 226H155V227H154V225L152 226V225L150 224V221L148 222V220H147V222L149 223L148 225H150V226H149V227H148V225L145 226ZM151 221H152V220H151ZM215 221H213V222H214L213 224L216 226ZM27 222H29V223H27ZM59 222L62 223V226H59V224H58ZM66 222H65V223H66ZM73 222H74V221H73ZM73 222H72L71 225H73V224L75 223V222H74V223H73ZM83 222H84V219H83ZM83 222H82V224H80V227H84V226L86 225V224L83 225V224H84ZM86 222L88 223V220H87ZM89 222H90V221H89ZM97 222H98V220H97ZM107 222H108V226H110V225H109V221H107ZM122 222H123V221H122ZM138 222H139V220H138ZM138 222H137V223H138ZM155 222H156V221H155ZM210 222H211V221H210ZM68 223H69V222H68ZM91 223H93V222H91ZM101 223H102V222H100V224H101ZM111 223H113V225H114L115 222H111ZM153 223H154V222H153ZM198 223H199V222H198ZM24 224H25V223H24ZM69 224H70V223H69ZM75 224L77 225L78 222L76 221ZM89 224H90V223H89ZM89 224H88V226H89ZM97 224L99 225V222H98ZM97 224L95 223V226H96ZM119 224H121V223H119ZM179 224H180V223H179ZM184 224H185V223H184ZM184 224H183V225H184ZM60 225H61V224H60ZM76 225H74V226H76ZM82 225H83V226H82ZM91 225H92V224H90V226H91ZM98 225H97V228H98ZM101 225H102V224H101ZM104 225H105V224H104ZM113 225L111 224V226H113ZM126 225H128V223H125V226H126ZM131 225H133V224L131 223ZM138 225H141V221L139 222ZM181 225H182V224H181ZM207 225H208V224H207ZM209 225H210V224H209ZM211 225H212V224H211ZM74 226H73V228H74ZM77 226H78V225H77ZM77 226H76V228H78V229H75V230H76V231H79V228H80V227H77ZM90 226H89V227H90ZM123 226H124V225H123ZM215 226H214V227H215ZM70 227H71V226H70ZM70 227H69V228H70ZM86 227H87V226H86ZM89 227H88V228H89ZM99 227H101V226H99ZM106 227H107V226H106ZM131 227H132V226H131ZM134 227H135V226H134ZM139 227H140V226H139ZM139 227H138V228H139ZM182 227H183V226H182ZM184 227H185V226H184ZM189 227H190V229L192 228V226H190V225H189ZM209 227H210V226H209ZM69 228H67V230H68ZM91 228H93V226H92ZM91 228L88 229L89 231H88L87 228H86V231H88L87 233L91 232L92 235H93V234L95 233V230H94V229L91 230ZM97 228H96V230H97ZM102 228H103V227H102ZM115 228H117V227H115ZM124 228H125V227H124ZM126 228H127V227H126ZM132 228H133V227H132ZM132 228H131V229H132ZM175 228H176V227H175ZM205 228H206V227H205ZM212 228H213V227H212ZM25 229H27V230L29 231L28 228H25ZM70 229H72V228H70ZM70 229H69V230H70ZM84 229H85V227H84ZM103 229H104V228H103ZM113 229H114V227H113ZM145 229H146V228H144V232H146ZM152 229H151V230H152ZM168 229H169V228H168ZM190 229H187V230L189 231ZM202 229H203V228H201V231H202ZM206 229H208V228H206ZM213 229H214V228H213ZM82 230H83V229H82ZM125 230H126V229H125ZM127 230H128V229H127ZM132 230H133V232H134V231L136 230V228H135V230H134V228H133ZM155 230H156V228H155ZM160 230H161V229H160ZM203 230H204V229H203ZM215 230H216V227H215ZM38 231H41V232L44 231L45 233L43 234V236L41 235L40 237H38V235H37V232H38ZM72 231H74V230L72 229ZM76 231H75V233H78V234H79V233L81 232V229H80V232H76ZM84 231H85V230H84ZM92 231H93L94 233H93ZM128 231H129V230H128ZM130 231H131V230H130ZM188 231H186V232H188ZM205 231H206V230H205ZM205 231H204V233H205ZM208 231H209V230H208ZM237 231H238V230H237ZM30 232H29V233H30ZM82 232H83V231H82ZM137 232H138V231H137ZM137 232H136V234H137ZM142 232H143V229H142ZM153 232H154V231H153ZM202 232H203V231H202ZM212 232H213V231H212ZM235 232H236V231H235ZM71 233H72V232H71ZM73 233H74V232H73ZM87 233H86V234H87ZM127 233H128V232H127ZM127 233H125V234H127ZM138 233H141V232H138ZM151 233H152V231H151ZM151 233H150V234H151ZM181 233H182V232H181ZM195 233H196V231H195ZM236 233H238V232H236ZM236 233H235V234H236ZM130 234H131V233H130ZM136 234L133 233V235H136ZM161 234H163V232H162ZM161 234H160V235H161ZM187 234H188V233H187ZM206 234H209V232L207 233V231H206ZM238 234H240V233H238ZM76 235H77V234H76ZM80 235H81V233H80ZM80 235H79V238H82V237H80ZM94 235H95V234H94ZM96 235H97V233H96ZM96 235H95V237L98 236V235H97V236H96ZM122 235H123V234H122ZM131 235H132V234H131ZM131 235H129L128 237H130ZM133 235H132V237H133ZM137 235H138V234H137ZM137 235H136V236H137ZM147 235H148V234H147ZM160 235H158V236H160ZM188 235H189V234H188ZM194 235H195V234H194ZM194 235H193V237H197V236H194ZM212 235H213V234H212ZM215 235H216V233H215ZM244 235H246V234H244ZM247 235H248V234H247ZM68 236H70V235H68ZM90 236H91V235H90ZM90 236H88V238H91V237L93 238V236H91V237H90ZM123 236H124V235H123ZM152 236H153V235H152ZM152 236H151V239L153 238ZM154 236H155V234H154ZM162 236H163V235H162ZM185 236H187V235L185 234ZM191 236H192V235H191ZM209 236L211 237V235H209ZM213 236H214V235H213ZM237 236H238V238H239V235H237ZM237 236H236V237H237ZM240 236H241V235H240ZM37 237H38V238H41V237H42V238H41L40 240H37V241H36ZM86 237H87V236H86ZM95 237H94V238H95ZM128 237H127V238H128ZM182 237H183V236H182ZM243 237H244V236H243ZM243 237H242V239H240L241 241L244 239ZM246 237H247V236H246ZM246 237H245V240H246ZM83 238H84V237H83ZM83 238H82V240H85V239H83ZM122 238L125 239L124 237H121V239H122ZM133 238H134V237H133ZM133 238H129V239H132V240L134 241L137 237L134 238V239H133ZM141 238H142V237H141ZM148 238H149V237H148ZM155 238H156V237H155ZM155 238H154L153 241H154V242H157V241L159 242V240H158L157 238H156L157 241H155ZM159 238H160V237H159ZM212 238H213V237H212ZM240 238H241V237H240ZM250 238H251V237H250ZM253 238H254V237H253ZM121 239H120V240H121ZM139 239H140V237H139ZM139 239H138V241H140ZM166 239H167V238L165 237L164 240H166ZM185 239H186V241H187V238H185ZM213 239H214V238H213ZM251 239H252V238H251ZM14 240H15V239H14ZM78 240H79V239H78ZM80 240H81V239H80ZM90 240H92V239H90ZM94 240H96V238L93 239V241H94ZM99 240H100V239H99ZM125 240H126V239H125ZM141 240H142V239H141ZM148 240H149V239H148ZM183 240H184V237H183ZM214 240H215V239H214ZM240 240H237V242H239ZM31 241H30V242H31ZM35 241H36V242H35ZM57 241H58V240H57ZM64 241H65V240H64ZM96 241H97V240H96ZM96 241H95V242H96ZM122 241H123V240H122ZM130 241H131V240H130ZM136 241H137V240H136ZM136 241H135V242H132V241H131V242H132V243H138V242H136ZM142 241H143V240H142ZM146 241H147V240H146ZM150 241H152V240H150ZM161 241H162V240H161ZM190 241H191V237H190ZM203 241H204V240H203ZM216 241H217V240H216ZM219 241H220V240H219ZM248 241H249V239H248ZM248 241H247V242H248ZM252 241H253V240H252ZM254 241H255V240H254ZM256 241H257V240H256ZM256 241H255V242H256ZM59 242H60V243L62 242V241H61V238H60V241H59ZM65 242H66V241H65ZM79 242H80V241H79ZM82 242L84 243V241H82ZM120 242H121V241H120ZM120 242L118 243L119 245H120ZM125 242H126V241H125ZM127 242H128V240H127ZM127 242H126V243H127ZM131 242H129V244H130ZM147 242H148V243H147V245H148V244H149V241H147ZM154 242H153V243H154ZM211 242H213V241H211ZM242 242L244 243V242H246V241H242ZM247 242H246V245H247ZM249 242H251V241H249ZM249 242H248V243H249ZM66 243H68V241H67ZM66 243H65V244H66ZM123 243H124V241H123ZM123 243L121 244V246L123 245ZM142 243H143V242H142ZM142 243H140V245H141ZM151 243H152V242H151ZM161 243L163 244V242H161ZM161 243H159V244H160V245H159L160 247H161ZM164 243H165L164 245H167V242H166V241H164ZM198 243H199V242H198ZM217 243H218V241H217ZM230 243H231V242H230ZM252 243H253V242H252ZM36 244H37V245H36ZM62 244H64V243L62 242ZM86 244L88 245V243H86ZM168 244H169V243H168ZM172 244H173V243H172ZM188 244H189V243H188ZM219 244H220V243H219ZM233 244H235V243H233ZM244 244H245V243H244ZM84 245H85V244H84ZM95 245H96V243H95ZM127 245H128V244H127ZM136 245H138V246L140 247L139 243H138V244H135L134 247H135ZM147 245H146V247H147L148 250H149V247H150V246L148 245V246H149V247H148ZM152 245H154V244H152ZM152 245H151V246H152ZM170 245H171V244H170ZM186 245H187V244H186ZM199 245H201V243H199ZM203 245H204V244H203ZM213 245H214V244H213ZM228 245H229V244H228ZM250 245H251V244H250ZM250 245H249L248 248H251ZM255 245H256V244H255ZM65 246H66V245H65ZM88 246H89V245H88ZM138 246H136V247H138ZM197 246H198V245H197ZM206 246H207V245H206ZM247 246H248V245H247ZM253 246H254V245H253ZM257 246H258V245H257ZM68 247H69V246H68ZM124 247L126 248L127 246L125 245ZM130 247H131V246H130ZM130 247H127V248L130 249ZM136 247H135V248H136ZM139 247H138V248H139ZM143 247H145L144 244H143ZM154 247L157 248V246H154ZM154 247L152 246V248H154ZM169 247H170V246H169ZM173 247H175V246L173 245ZM173 247L169 248L168 250H170V249L172 250ZM189 247H190V246H189ZM215 247H216V245H215ZM217 247H218V246H217ZM52 248H53V247H52ZM65 248H67V247H64V248H62V249L64 250ZM127 248H126V249H127ZM132 248H133V244H132ZM138 248H137V249H138ZM161 248H162V247H161ZM161 248H160V249H161ZM164 248H165V246H163L162 249H164ZM167 248H168V246L166 247V249H167ZM201 248L204 249L205 246H202ZM206 248H207V247H206ZM218 248H219V247H218ZM239 248H240V247H239ZM239 248H237V249L239 250ZM253 248H254V247H253ZM62 249H61V250H62ZM68 249H69V248H68ZM121 249H122V247H121ZM126 249H124V251H125ZM140 249H141L142 251L145 250V248L142 249V247L139 248V251H141ZM158 249H159V248H157V250H158ZM162 249H161V250H162ZM178 249H180V248H178ZM191 249H192V247H191ZM191 249H190V250H191ZM193 249H194V248H193ZM235 249H236V248H235ZM235 249L233 250L234 252H235ZM240 249H241V248H240ZM242 249H243V248H242ZM251 249H252V248H251ZM33 250H34L33 247H30V248L28 249V253H29V254L34 253L35 251H33ZM42 250H43V251H42ZM63 250H62V251H63ZM89 250H90V248H89ZM89 250H88V252H90V251L93 250V249H91L90 251H89ZM97 250H99V249H97ZM97 250H96V251L93 250V253H94V252H97ZM131 250H132V249L128 250V252L131 251ZM134 250H136V249H133L132 252H133ZM146 250H147V249H146ZM151 250H152V249H150V252H151ZM171 250H170V251H171ZM217 250H218V249H217ZM238 250H236V251H238ZM252 250L254 251V250H256V249H252ZM36 251H37V250H36ZM65 251H66V249H65ZM65 251H64V252H65ZM68 251H69V250H68ZM153 251L155 252L156 250L154 249ZM176 251H178V250H176ZM192 251H193V250H192ZM239 251H240V250H239ZM239 251H238V252H239ZM243 251H244V250H243ZM247 251H249V250L247 249ZM263 251H264V248H263ZM118 252H119V251H118ZM118 252H117V253L115 252L118 256H117L116 254H114V253H113V254L115 255V257H113V255H111L112 258H113L112 261H114V258H115V259H116V258L119 259L118 257H120V254H121V257L123 256L122 253H120V252L118 253ZM128 252L125 251L124 254L127 253L128 255H127V254H126V255H127V257L129 256V260H130V258H131V257H134V256H131L132 254L129 255ZM136 252H137V250H136ZM136 252H135V257H136V255L138 256V255L141 253V252H139V253H136ZM143 252H144V254H145V251H143ZM147 252L149 253V251H147ZM147 252H146V253H147ZM156 252H157V251H156ZM156 252H155V253H156ZM166 252H167V251H166ZM172 252H174V251L172 250ZM179 252H181V251H179ZM185 252H186V251H185ZM190 252H191V251H190ZM193 252H194V251H193ZM203 252H204V250H203ZM205 252H206V253H204V254H207V251H205ZM238 252H236V253H238ZM241 252H242V251H241ZM250 252H251V251H249V253H250ZM57 253H58V252H57ZM61 253H62V255H63V252H61ZM65 253H67V252H65ZM130 253H131V252H130ZM151 253H152V252H151ZM157 253H158V252H157ZM162 253H163V252H162ZM164 253H165V252H164ZM186 253H187V252H186ZM239 253H240V252H239ZM244 253H245V252H244ZM55 254H56V252H55ZM100 254H101V252H100ZM149 254H150V253H149ZM153 254H154V253H153ZM167 254H168V253H167ZM172 254H173V253H172ZM175 254H176V252H175ZM183 254H184V253H183ZM233 254H234V253H233ZM3 255H4V253H3ZM56 255H57V254H56ZM64 255H66V254H64ZM64 255H63V256H64ZM67 255H68V254H67ZM126 255H125V256H126ZM140 255H142V254H140ZM140 255H139V257L141 258V257L145 256L146 254L143 255V256H140ZM151 255H152V254H151ZM156 255H157V254H156ZM158 255H159V254H158ZM160 255H161V254H160ZM186 255H187V254H186ZM189 255H190V254H189ZM236 255H237V254H236ZM236 255L234 254V256H231V257H236V258H237L238 255H237V256H236ZM247 255H248V254H247ZM90 256H91V255H90ZM97 256H98V258H99V256H102V255H99V254H98ZM103 256H104V255H103ZM116 256H117V257H116ZM125 256H124V257H125ZM152 256H153V255H152ZM154 256H155V255H154ZM154 256H153V257H154ZM177 256H179V253L176 254V257H177ZM220 256H221V255H220ZM248 256H249V255H248ZM251 256H252V255H251ZM16 257H17V256H16ZM127 257H126V258H127ZM135 257H134V258H135ZM147 257H148V256H147ZM172 257H173V256H172ZM174 257H175V255H174ZM176 257H175V258H176ZM206 257H207V256H206ZM4 258H5V257H4ZM61 258H62V257H61ZM65 258H66V257H65ZM90 258H91L90 260H92V257H90ZM94 258H95V257H94ZM102 258H103V257H102ZM122 258H123V257H122ZM122 258H120V260H121ZM140 258H138V259L140 260ZM154 258H155V257H154ZM164 258H165V260H166L168 257L166 258V257L164 256ZM175 258H174V259H175ZM110 259H111V258H110ZM117 259H116V260H117ZM174 259H173V260H174ZM229 259H230V258H229ZM233 259H234V258H233ZM233 259H232V260H233ZM0 260H1V258H0ZM96 260H97V257H96ZM96 260H94V259L92 260V261H94V262H93L94 264H97V262H99V264H100V261L102 262V261L105 260V259L102 260V259L100 258V261H96ZM120 260H117V261L120 262ZM122 260L125 262L124 259H122ZM126 260H127V259H126ZM142 260H144V259L141 258L140 262H141ZM147 260H148V259H147ZM149 260H150V259H149ZM155 260L158 261L157 259H154V261H155ZM232 260H230V261H232ZM237 260H238V259H237ZM243 260H244V259H243ZM110 261H111V260H110ZM123 261L120 262V264H123ZM131 261L133 262L132 264H134V263L137 264V262H134V261H133V258L130 260V262H131ZM144 261H145V260H144ZM167 261H169V260H167ZM230 261H229V262H230ZM233 261H234V260H233ZM235 261H236V260H235ZM235 261H234V262H235ZM262 261H263V260H262ZM105 262H106V261L102 262V264H104ZM108 262H109V261H107V263H108ZM114 262H115V261H114ZM127 262H128V261H126L124 264H126ZM130 262H129V263H130ZM142 262H143V261H142ZM142 262H141V263H142ZM152 262H153V260H152ZM164 262H166V261H164ZM169 262H170V264H171V260H170ZM93 263L91 262V263H88V264H93ZM111 263H113V262H110V264H111ZM116 263H117V262H115V264H116ZM153 263H154V262H153ZM177 263H178V262H177ZM185 263H186V262H185ZM230 263H231V262H230ZM108 264H109V263H108ZM117 264H119V263H117ZM127 264H128V263H127ZM130 264H131V263H130ZM139 264H140V263H139ZM155 264H156V263H155ZM157 264H158V262H157ZM168 264H169V263H168ZM173 264H174V263H173Z\"/></svg>",
	"mask_w": 264,
	"mask_h": 264
}]
</instances>
